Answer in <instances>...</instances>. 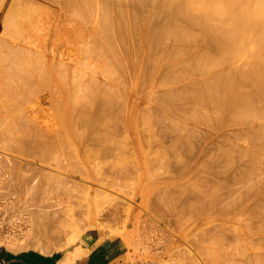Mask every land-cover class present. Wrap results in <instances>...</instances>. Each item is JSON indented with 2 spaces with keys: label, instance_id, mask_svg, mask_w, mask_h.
<instances>
[{
  "label": "bare ground",
  "instance_id": "bare-ground-1",
  "mask_svg": "<svg viewBox=\"0 0 264 264\" xmlns=\"http://www.w3.org/2000/svg\"><path fill=\"white\" fill-rule=\"evenodd\" d=\"M5 1H2V3H1V5H0V10H1V8H2V6H3V3H4ZM9 5H8V7L10 6V0H9ZM12 5V4H11ZM108 11L106 12V14L104 15V22H105V25H104V22H103V37H106L107 38V40L108 41H110V44H109V42L104 38L103 40H102V46H103V41H107V44L106 43H104V51H102L101 50V48H99V46H98V44H97V40H96V43L93 45L94 47L96 46V44H97V46H96V49L98 50L99 49V51H97L96 52V54H97V57L95 56V52L93 51L94 49H89V51H88V49H84V48H90V47H92V45H84V43H83V41H86V39H84V38H80L82 35V37H84V34L83 33H81L80 34V32H79V34H80V36H79V34L78 33H76L79 37L77 38L76 36V34H74V35H76L75 37L78 39H76L77 41H74V40H71V38H69V36L71 35L70 33H68V32H65V31H61V29L59 30V28H40L39 26H40V24L38 23V22H36V23H34V25L32 26V22H31V26H27V25H25V21L26 20H24L26 17H23V18H21V16H20V18L21 19H17V18H15L14 17V14L17 12L16 10H15V12H14V10H8L7 11V9H6V11H7V13L5 14H3V15H1V18H0V23H1V26L4 28V30H5V28H6V30L8 29V30H10V31H12V34L14 33V35L16 36V35H18V38H21L22 37V40H20V42L19 41H16V44H12V45H10L9 44V46H10V48H9V46H8V44H5V42L4 43H1V48L0 49H2L3 47H5V48H7V46H8V48H7V51L5 50H2L3 52H1V50H0V127H2V128H0L1 130H0V142H1V140H4V142L2 143L3 145L4 144H8L9 146L7 147V145L5 146L4 145V147H2L3 145H1V147L3 148V149H6L7 151H8V149L10 150L11 148V150L14 152V151H16V149L18 150V152H23V156L24 155H28L29 153H31V154H38V156L41 154L40 152L42 151H44V152H46L47 154H49V153H56V149H59L57 146H59L61 149H59V150H57V154H52V155H55V156H59L60 155V153H62V155H60V159H61V157L63 156V155H66V156H71V157H73V155H75L76 153H75V151L77 152V154L74 156V157H76L77 155V159H71L70 158V156H69V159H71V161H69V159H67L66 161H68V162H70V164L72 163L73 164V162H74V164L75 163H77V164H79V163H81V165H82V162L84 163L83 164V166L85 165V167L84 168H81V167H83V166H81V165H77V164H75V166H74V164L72 165V166H74L72 169H73V172H74V170L75 171H77V172H79V175H80V173H82L84 176L86 175V174H88L87 176H90L91 178H93V182H94V179H95V175H96V173H95V175H94V173H92V171H97V172H100V175H99V173H97V177H98V175L99 176H101V174L102 173H104L105 174V171H107V170H104V171H102L101 172V170H103V169H105L106 167H107V165H105V164H103L102 166H104V167H102V166H100L102 163H104V161L105 160H108L107 158L104 160V157H110L109 155H112L111 157H110V159L112 160H110L109 159V161H106V162H112L111 164H112V166H113V168H112V170H114L115 171V173H118L119 174V171H123V169H127L128 170V167H129V165H132V164H129L128 163V156H131V158L129 157V161H130V163H133V162H135V160H138V158L140 157V155L139 156H136V158L134 159L133 158V155H135V149L133 150L132 148V145H128L129 143L128 142H131L132 141V139H130V137H128V139H130L131 141H128V139H127V145L128 146H131L132 148V150L129 148V147H127V145L125 146L124 145V143H122L121 141H124L125 142V138L124 137H127V136H130V134L129 133H125L127 130H125V132L123 131L124 129H126V127L122 130L123 131V133H125L126 134V136L124 135V134H120L121 135V139H118V140H121V141H118V140H116L117 139V137H120V135H119V133H118V136L116 137L115 135H116V132L118 131L119 132V127L121 126L119 123H118V121L121 119V120H123V122H124V124H122L121 122V120H120V123L122 124V125H125L126 123V116L127 117H129L128 115H131L130 117H133V115H132V111L134 110V108L133 107H136V106H138V107H140L139 105L141 104L142 106L144 105L143 103H146V102H148V99H149V96H150V98L152 99L153 97H152V95H149V96H147V93H150V94H152L153 92H156L157 94H158V96L160 95V94H162L161 95V99H160V101H156V103H157V105L159 104V107L157 106L156 108H158V110H159V108H161V105L163 104V105H169V100L167 99V101H168V103H166V101L163 103H161V101H162V96H164V97H167V95L168 94H170L168 97H169V99L171 100V97L173 98L172 100H173V102H176L175 104L172 102V101H170V102H172L173 104H174V107L176 106V107H178L179 106V102H177V100H182V101H184V100H186L185 101V103H184V105L186 106V111L184 110V112H182L180 109H182V107L181 108H176L175 107V109H174V107H173V105L172 104H170V106H168L169 108H171L172 109V107H173V109L175 110V111H172V110H170V111H172V112H170V113H174V112H176L177 110H179V115L180 116H178V113H175V115H173V117H176V116H178V117H176L174 120L171 118V116H169L168 117V115L169 114H167L166 113V111H165V109H167L168 107H162L163 109H164V111H162L161 109L158 111V112H160L161 113V111L163 112V113H161V116L159 117L160 119H157V118H155V115L154 116H152L154 113H153V111L150 113L148 110H146V111H148L149 113H150V115L152 116V117H154L155 118V120L157 119V120H160L161 121V124L163 123V121H165L166 122V120L167 121H170L171 119L173 120H171L169 123H172L171 124V126L169 125V123L167 122L166 123V125H165V123L163 124V125H165L166 127H165V129H166V136L169 138V140H168V138H167V140H168V142L170 141V145H167V148H168V146L170 147H172V143H174V144H179V145H177V146H179V149L181 150L182 149V144H186L187 142L190 144V142H192V140L191 139H194V141L191 143V145L193 144V143H195V145L193 144V146H191L192 148H193V150L195 151V147H196V142H195V134H194V132H192V131H190V129L189 128H191V129H193V131L195 130V128H197L196 127V124L194 125L193 123H200L201 121L200 120H202L203 121V119L204 118H206V121L204 122V123H208V121H210L211 119H209V116L207 115V112H208V114L210 115V113H211V111H210V108H211V110H214V111H218V112H213V114L215 115V114H217V113H220V112H222V113H220L221 114V116L222 115H225L227 112H228V114H235V115H237V114H239V113H241V114H239V115H241L242 116V118H245L244 116H247V118H249L250 116H251V122L252 121H254L253 119H254V117L256 116V119H255V121L258 119V121H254L255 122V126H254V124H252V126H254V128L256 127L257 129H253V130H256V135H254V134H252V133H254L253 131L251 132V131H249V132H251L250 134L249 133H247L248 131V129L247 128H243V129H246V130H243V131H245V132H243V133H245V134H248V136H245V137H247L248 138V140H249V136L252 134L253 135V138H254V136H257L256 138H254V139H258L259 138V140L261 141V146H263L264 145V0H108ZM130 5H131V8H132V11L130 12V10H128L129 9V7H130ZM15 6V5H14ZM13 6V7H14ZM134 6H137V7H140V8H143V10H145V11H143V10H141V9H139V11L141 10L142 11V13H141V11L140 12H138L135 16L133 15V14H135L136 13V11H137V7H135V9H136V11L133 9V7ZM16 7V9H17V7L18 6H15ZM130 8V9H131ZM17 10H19V9H17ZM134 11V12H133ZM146 11H148V13H147V15L148 16H150L151 17V20H150V17H149V19L147 20V23H148V21L150 22L149 23V25L151 24V27L155 24V27L153 26L150 30H149V33H147V31H146V34L147 35H145L144 33H142V35L144 34L145 36H143V39L141 40V42L139 43L138 42V39H139V34H137L136 32H140V28H139V30H137L136 28H133V26H135V27H140V26H138L139 25V23H141L140 21H142V14H143V12L145 13ZM19 12V11H18ZM20 13V12H19ZM141 13V14H140ZM17 15H18V13H17ZM20 15V14H19ZM40 15V14H39ZM137 15H140L141 17V19H140V21H139V16H137ZM147 15H145V17L147 18ZM42 16V15H41ZM132 16L134 17V18H132ZM138 17V18H136L135 19V17ZM19 17V16H18ZM144 17V18H145ZM41 18V17H40ZM153 18H155V19H153ZM29 19V18H28ZM27 19V20H28ZM137 20V24H136V21L134 22L133 20ZM163 19H164V21H163ZM30 20V19H29ZM131 20V21H130ZM154 20H156V21H154ZM34 21V20H33ZM71 21V20H70ZM74 21V20H73ZM131 22V24H133L132 26H130L129 25V23L128 22ZM153 21H154V23H153ZM162 22V24H161V22ZM20 22V23H19ZM29 22V21H28ZM144 23H146L145 22V20L143 21ZM142 22V23H143ZM165 24H164V23ZM76 23V22H75ZM143 23V24H144ZM157 23V24H156ZM29 24V23H28ZM126 24H128L130 27H132V29H135L136 31L134 32L133 30H131L132 31V33L134 32L136 35H134V36H137V37H135L134 38V40H136V38H137V42H138V44H136L138 47H137V50H139V52H137L138 54H136V57H137V59L135 60V64H131L130 63V60H132V55L130 56L131 57V59L129 60V58H127L128 57V54L130 53V54H132V52L131 51H134L133 53H135V50H136V48H134L135 50H133V49H131L130 48V46L133 48V46L130 44V42H129V44H126L127 42H128V40H127V38H129V33H131V31H130V27L128 28L127 26H126ZM142 24V26H144V27H146L145 25H143ZM163 24H164V26H163ZM82 25V24H81ZM137 25V26H136ZM141 25V24H140ZM161 25V26H160ZM8 26V27H7ZM123 26L125 27L124 28V30H123ZM147 27H148V24H147ZM62 28H64V27H62ZM126 28H128L127 30H128V34H127V32H125V30H126ZM2 29V28H1ZM142 29V28H141ZM6 30H5V32H6ZM144 30H146V28L144 29ZM148 30V29H147ZM1 31V30H0ZM3 32V31H2ZM7 32H9V31H7ZM141 32H142V30H141ZM140 32V33H141ZM144 32V31H143ZM1 33V32H0ZM11 33V32H10ZM66 33H68L69 35H66ZM72 33V32H71ZM58 34V35H57ZM199 34H200V38H201V35H202V37L204 38L202 41L203 42H201V43H205V44H203L204 46H205V48H201L202 46H201V43L199 42L198 43V46H201L200 48L198 47V49H201V50H197V47H196V51H195V46L194 45H196V43L197 42H195L196 40H197V36H199ZM2 35V34H1ZM5 35V34H4ZM13 35V37H15ZM131 35V34H130ZM21 36V37H20ZM38 36L41 38V39H44L45 40V44L43 43H41V42H39L41 39H39L38 40ZM141 36V35H140ZM10 37H12L11 35H10ZM17 37V36H16ZM72 37V36H71ZM125 37H127V38H125ZM132 37V36H131ZM130 37V40L129 41H131V40H133L132 38ZM169 37H171V39L169 38ZM2 38V37H1ZM18 38L17 39H15V40H18ZM199 38V37H198ZM3 39V38H2ZM4 39L5 40H7L5 37H4ZM12 39V38H11ZM38 41H37V40ZM54 39V40H53ZM95 39V38H94ZM93 39V40H94ZM97 39V38H96ZM164 39V40H163ZM165 39H169L170 41H168L167 43H172V47H168V46H170V44H168V45H165V44H163V42L165 43L166 41H165ZM196 39V40H195ZM202 39V38H201ZM49 40H51V41H49ZM126 40V41H125ZM193 40H195L194 42H193ZM0 41H1V39H0ZM10 41H12V40H10ZM14 41V40H13ZM48 41V42H47ZM53 41H54V43H53ZM114 41V42H113ZM177 42V43H179V42H189V41H191L192 43H193V47H191L190 45V47H188V49H191V50H194L195 52L194 53H192V51H191V53L189 52V55L187 54V57H186V55L184 56V58H189L188 60H186V59H184L183 58V60H182V58H180L182 61H181V63H184L185 64V66H187L188 68H186L185 69V67L183 66V65H181L180 64V61H178L179 59V57L182 55V53H183V51L185 50V53H186V51L188 50H186V48H185V46H181V45H179L178 44V46H176V47H178V49L176 48V49H174L173 48V45L175 44V42ZM204 41H206V42H204ZM7 42V41H6ZM17 42H18V44H17ZM39 42V43H38ZM90 42V41H89ZM99 42V41H98ZM101 42V41H100ZM135 42V41H134ZM137 42H135V43H137ZM173 42H174V44H173ZM14 43V42H13ZM84 45L83 47L81 46L82 44ZM86 43L88 44V41H86ZM112 43V44H111ZM166 43V44H167ZM176 43V44H177ZM4 44L6 45V46H4ZM79 44H81V45H79ZM107 46H106V45ZM126 44V45H125ZM207 44H208V46H207ZM130 45V46H129ZM163 45H165V46H167L168 47V49H170V50H172V49H174L172 52H171V55L172 54H175V53H177V55H179V52H181L180 53V55L179 56H177L176 54L174 55L175 56V58H177L178 60H177V62L176 63H178L179 62V64L178 65H181V66H183L182 68H179V66H177V68H179V69H182V70H184V72L185 71H189L190 72V74L188 73V76L187 77H190V78H188L189 79V82L187 83V81H186V84H183V85H185V86H183V85H181L182 87H180V85H178L177 86V88L178 87H180L181 89L183 88L184 90V92L182 91V90H180L179 92H178V89L176 90L177 92L175 93V89L173 90V89H171L173 92H171L172 94L173 93H175V94H173L174 96H177V94H179L180 96L182 95V98H180V96H179V98H174L173 97V95L171 94V93H169L171 90H169L168 88H169V86H167V90L168 91H165V92H167L168 94H166L163 90H160L162 93H159L158 91H159V88L155 91H153V89L155 88V86L157 85V86H159L158 84H159V82L160 81H163V80H161V78H163L164 80H165V77H162L161 75L165 72V70L168 72H171L172 73V71L174 70V69H176L175 70V72H177V73H175V72H173V73H175V75L174 76H176L177 78H178V76H180L181 77V79L180 80H177V78L175 77L174 79H172V80H168V79H171V77L173 78V73H172V75L169 73H167L166 72V74L168 75L167 76V81L165 80V84H167V83H169V81H170V83H171V81H172V83H173V81L176 83V82H178V81H181V80H186V74L187 73H184L183 71H182V74H180L179 73V70H177V68H175L176 66V64L174 63L173 64V62L171 63V62H169V63H171L172 65H174L175 67H172V66H163L162 64L163 63H159V61H160V58H162V62H164L163 60H165V58H167L166 60L168 61V59L170 58V60H171V55H170V50H169V52H168V50H165L164 49V51H163V48H167V47H163ZM184 45H186V44H184ZM3 46V47H2ZM84 49V50H82V48ZM90 46V47H89ZM187 46H188V44H187ZM186 46V47H187ZM197 46V45H196ZM105 47H107L108 49H106ZM136 47V46H135ZM174 47H175V45H174ZM4 48V49H5ZM79 48H81V49H79ZM128 48H129V51H128ZM194 48V49H193ZM131 49V50H130ZM80 50V54L81 55H83V53H82V51L83 52H86L84 55L86 56L85 58L87 59V55L89 54L90 55V53H91V56L93 57V58H95V59H97V60H94L95 62L94 63H92V61L91 62H88V61H90V60H86V59H84V56H80L79 55V51ZM91 50V51H90ZM102 52H101V51ZM106 50V51H105ZM165 51H167V52H165ZM190 51V50H189ZM199 51V52H198ZM88 52V53H87ZM93 52H94V54H93ZM163 52H165L164 54H163ZM175 52V53H174ZM168 55H167V54ZM75 54V55H74ZM129 54V55H130ZM165 54L167 55V57L165 56ZM184 54V53H183ZM133 55H135V54H133ZM80 56V57H79ZM91 56H88V57H91ZM163 56V57H162ZM165 56V57H164ZM168 56H170L169 58H168ZM3 57V58H2ZM100 57H102V58H100ZM134 57L135 56H133V60H134ZM135 57V58H136ZM182 57V56H181ZM81 58V59H80ZM102 59L101 61L103 62V63H101V61H100V59ZM174 58V57H173ZM86 60V61H84L83 63H82V61L83 60ZM92 59V58H91ZM82 60V61H81ZM132 60V61H133ZM165 60V62L166 63H164V64H166L167 65V61ZM174 59H172V61H173ZM176 60V59H175ZM186 60V61H185ZM137 61V62H136ZM129 62V63H128ZM134 62V61H133ZM161 62V61H160ZM186 62V63H185ZM159 63V64H158ZM168 63V64H169ZM101 64H102V66L104 67H102L101 66ZM157 65H160V67H159V69L163 66L164 68H161V72L160 71H158V72H160V74H158V72H157ZM180 66V67H181ZM168 67H170V68H168ZM171 68H173L172 69V71H171ZM184 68V69H183ZM189 68H192V69H194L193 71H192V69H189ZM158 69V70H159ZM164 69V70H163ZM169 69V70H168ZM163 70V71H162ZM202 70V71H201ZM104 71H106V72H104ZM192 71V72H191ZM199 71V72H198ZM200 71H201V73L204 75V76H202L201 74H200ZM104 72V73H103ZM194 72H198L199 74H200V76H199V74H197V73H194ZM183 73L185 74L184 76H185V78L183 79V77H182V75H183ZM191 73H192V75L193 74H197L198 76H199V79L197 78V76H196V78H197V81L195 80V82H194V80L193 79H191V78H194V77H192V76H189V75H191ZM157 74V75H156ZM165 74V73H164ZM159 75V76H158ZM171 75V76H170ZM157 76V77H156ZM166 76V75H165ZM160 77V78H159ZM170 77V78H169ZM201 77H203V78H201ZM177 81H176V80ZM190 79L191 80H193L192 81V83H191V81H190ZM163 83V82H162ZM169 83V84H170ZM171 83V84H172ZM174 83V84H175ZM185 83V82H184ZM194 83H195V85H194ZM164 84V83H163ZM176 84H178V83H176ZM188 84V85H187ZM189 84H192L193 86H191V89H193L194 88V90L191 92L190 91V93H189V91H187V90H185V88H189L188 86H189ZM162 85V84H161ZM186 85H187V87H186ZM195 86V87H194ZM122 87H124L125 88V90L128 88V89H130V93L132 92V91H136V92H139V94H143L144 93V95L142 96V97H139V95L137 96V97H139V99L140 98H142V99H140L139 101H137L138 100V98H136V97H134V96H132L131 94H129L130 96H131V98H136L135 100H133V99H131V98H129V99H131L132 100V103L131 104H129L130 103V101L128 102V103H126V99L125 98H127V97H125V98H123L124 96H125V94H122L123 93V91H121L123 88ZM173 87V86H172ZM193 87V88H192ZM150 88V90L152 89V91L151 92H149L150 90H148ZM165 88V87H164ZM170 88H171V85H170ZM156 89V88H155ZM162 89V88H161ZM41 90V91H40ZM124 90V91H125ZM148 90V91H147ZM34 91L36 92V91H40L39 93V96H38V94H37V97H32V96H30V94L31 95H33V94H35L34 93ZM119 91H121L122 93H120V94H122V95H120L119 93H117V92H119ZM127 91V90H126ZM126 91L124 92V93H126ZM181 91H182V94H180L181 93ZM31 92H33V94L31 93ZM38 92H36V93H38ZM127 92H129V91H127ZM146 93V94H145ZM163 93H165L166 94V96H165V94H163ZM27 94H29V95H27ZM86 94H88V95H86ZM118 94L120 95V97L118 96ZM137 93H134V95H136ZM156 94V95H157ZM185 94V95H184ZM84 95L85 96H88V100H87V97H85L84 98ZM93 96V97H95V100H93L94 98H92V101H94L93 102V104L95 105V103H96V106L97 107H95L93 104H92V101L91 100H89L90 98H91V96ZM155 95V93L153 94V96ZM188 95V97H183V96H187ZM27 96V97H26ZM29 96L30 97H32V98H29ZM171 96V97H170ZM24 97H26L27 99H35V98H37V99H35V102L36 103H32V102H27L28 100L26 99V98H24ZM160 97V96H159ZM22 98H24V99H22ZM81 98H84V99H86V100H82ZM120 98L122 99V100H124L125 101V103L123 102V101H121L120 100ZM155 98H156V100L158 99L156 96H155ZM155 98H153V99H155ZM190 99V100H188V99ZM25 99H26V101H25ZM151 99H149V102H154V101H150ZM152 99V100H153ZM158 99V100H159ZM174 99H175V101H174ZM187 100L189 101V104H190V106H191V104H195L196 103V107H194L195 105H193V106H191V107H189V108H193L194 107V111H193V113H192V109H189V108H187L188 107V104H186V103H188L187 102ZM22 101H25L26 103H24L25 105L27 104V103H29V104H34L31 108H27L28 107V105H26L25 106V108H23L22 106H24L23 104H21L22 103ZM83 101V102H82ZM89 101V102H88ZM127 101H128V98H127ZM181 101V102H182ZM90 102H91V104H90ZM159 102V103H158ZM191 102V103H190ZM194 102V103H193ZM124 103V104H123ZM155 103V102H154ZM161 103V104H160ZM183 103V102H182ZM182 103H180L181 105H182ZM197 103H199V104H197ZM88 104V105H87ZM127 104H129V106L128 107H130L129 108V111H130V113H129V111L126 109L127 108ZM151 104V103H150ZM203 104V105H202ZM79 105V106H78ZM85 105H86V107H85ZM133 106V107H131V106ZM134 105H136V106H134ZM153 106H154V104H152ZM156 105V104H155ZM178 105V106H177ZM184 105H182L183 107H184ZM197 105H199V107L197 106ZM207 105V107H208V109L207 110H205V109H203V108H200V106L202 107H204V106H206ZM74 106H76V107H74ZM80 107L79 109H78V107ZM90 106V107H89ZM124 106H126V107H124ZM149 105H147V108H149L148 107ZM153 106H151V107H153ZM92 107H94V108H92ZM144 107V106H143ZM151 107H150V109H151ZM199 109H198V108ZM206 107V108H207ZM128 111L127 112V115H126V110ZM137 108V107H136ZM169 108H168V110H169ZM205 108V107H204ZM213 108V109H212ZM125 110V112H124V110ZM144 109V108H143ZM145 109H146V107H145ZM154 109H155V107H154ZM184 109H185V107H184ZM187 109H188V113L191 111V113H189V114H193L194 116H192L191 115V118H193V119H191L192 120V124L193 125H191L192 127H190L188 124L189 123H191V122H187V121H189V120H187V119H190V118H188V117H185V115H184V113L186 114L187 113ZM201 109H203L204 111H202ZM123 110V112L121 113V111ZM136 110V109H135ZM134 110V111H135ZM139 110V109H138ZM140 110H142V109H140ZM152 110V109H151ZM150 110V111H151ZM156 110V109H155ZM183 110V109H182ZM190 110V111H189ZM143 111V110H142ZM207 111V112H206ZM209 111H210V113H209ZM75 112H77V114L75 113ZM136 112V111H135ZM135 112H133V113H135ZM139 113H140V111H138ZM154 112H156V111H154ZM165 112V113H164ZM178 112V111H177ZM203 112H205V114L203 113ZM225 112V114H223ZM76 115H78L79 113H81V114H79V116L77 117H75L74 115L75 114ZM116 113H118V115H121V118L120 117H118L117 115H115V116H113L114 114H116ZM120 113V114H119ZM129 113V114H128ZM145 114H146V112H144ZM148 113V114H149ZM153 113V114H152ZM183 113V114H182ZM187 113V114H188ZM74 114V115H73ZM123 114H125V116H122ZM143 114V113H142ZM156 114H157V112H156ZM163 114H165V116L163 115ZM177 114V115H176ZM186 114V115H187ZM212 114V113H211ZM242 114H252V115H242ZM149 115V116H150ZM171 115V114H170ZM181 115H184V116H182L185 120L184 121H186V122H184V121H180L181 122V124H177V123H175V122H178L182 117H181ZM231 115L230 116H228V118L230 117L231 118ZM253 115H255L254 117H253ZM74 116V117H73ZM112 116L113 117H118L117 119H119V120H117V121H114V119L115 118H112ZM145 115L143 114V117H144ZM168 118H167V117ZM189 116V115H188ZM219 116V114H217V117H216V115L215 116H213V115H211V117H212V122H211V124L215 127L216 126V124L217 123H214V120H213V118L215 117V118H218L219 120L221 119L222 120V117L224 118V116H222L221 118H219L218 117ZM226 116H227V114H226ZM225 116V117H226ZM240 116V117H241ZM125 118V121H124V118ZM142 117V118H143ZM157 117V116H156ZM165 117V118H164ZM181 117V118H180ZM195 117H196V119H198L199 117H203L202 119H198L199 121H195V122H193V120H195ZM198 117V118H197ZM207 117H208V119H207ZM233 117V116H232ZM239 117V118H240ZM252 117H253V119H252ZM73 118H74V120H73ZM76 118H79L81 121L78 123V120H76ZM123 118V119H122ZM134 118V117H133ZM146 118V117H145ZM149 118V117H148ZM153 118V119H154ZM167 118V119H166ZM177 118H179V120L177 119ZM242 118H240L239 120H245L246 121V118L245 119H242ZM128 119V118H127ZM130 119V118H129ZM135 119V118H134ZM144 119V118H143ZM142 119V120H143ZM152 119V118H151ZM170 119V120H169ZM176 119L178 120V121H176ZM218 119H216V120H218ZM232 119H234V120H238V117H236V119L235 118H232ZM231 119V120H232ZM250 119H249V122H250ZM73 120V121H72ZM114 121V123H113V121ZM116 120V119H115ZM190 120V121H191ZM208 120V121H207ZM224 120H225V118H224ZM223 120V121H224ZM231 120L229 119V120H227L226 121V123L227 124H229V123H232L231 122ZM237 120H236V123H237ZM238 120V121H239ZM77 121V122H76ZM129 121V120H128ZM127 121V124L130 122H128ZM131 121H133V122H135V120H131ZM159 121V122H160ZM175 121V122H174ZM247 121H248V119H247ZM56 122L59 124L58 126L56 125ZM115 122L118 124H115ZM133 122H132V124H133ZM158 122V121H157ZM229 122V123H228ZM240 122V121H239ZM238 122V123H239ZM248 122V123H249ZM55 123V124H54ZM75 123H77L76 125H75ZM131 123V122H130ZM129 123V124H130ZM174 123V124H173ZM179 123V122H178ZM187 124L186 126L187 127H189V128H187L186 126H185V124ZM222 122L220 121V124H221ZM224 123V122H223ZM225 123V124H226ZM233 123H235V121H233ZM240 123H242V122H240ZM244 123V122H243ZM81 126V124H82V126L83 127H85V129H84V131H82L83 129H82V126H81V131H82V134H80L79 133V131H80V127H79V125ZM117 126H115V125ZM126 124V125H127ZM132 124H131V126H132ZM160 124V125H161ZM168 124V125H167ZM176 124H177V126H176ZM209 124V123H208ZM215 124V125H214ZM220 124L218 123L217 124V126L219 125L220 126ZM245 124V123H244ZM250 124V123H249ZM56 125V126H55ZM77 125H78V128H77ZM210 125V124H209ZM230 125V124H229ZM248 125V124H247ZM4 126V127H3ZM116 127V130H115V127ZM119 126V127H118ZM130 126V127H131ZM193 126H195V128L193 127ZM244 126H246V124L244 125ZM251 129L253 128V127H251V125H248ZM114 127V128H113ZM160 127H163L162 125L160 126ZM186 127V128H185ZM247 127V126H246ZM76 128L79 130H76ZM133 128V127H132ZM242 128V127H241ZM115 130V132H114V130ZM162 129V128H161ZM165 129H163L164 130V133H165ZM187 129H189V131H187ZM163 130H161L162 132H163ZM197 130V129H196ZM199 130V129H198ZM197 130V137L196 138H198L200 135V133H202V131L199 133V131ZM239 130V129H238ZM77 131H78V133H77ZM122 131H120V132H122ZM242 131V130H241ZM161 132V133H162ZM190 132H192V134H194V137L192 136V134L190 133ZM196 132V131H195ZM226 132V131H225ZM240 132V131H239ZM115 133V134H114ZM242 133V134H243ZM163 134V133H162ZM191 134V139L190 138H188L189 137V135ZM224 134V133H223ZM223 134H221V135H223ZM228 134V133H227ZM202 135V134H201ZM225 135H226V133H225ZM252 135H251V137H252ZM64 136H66L65 137V139L67 140H63L64 139ZM70 136V137H69ZM71 136H73L74 138H77V140H78V138H80V140L78 141L79 143H80V146H79V149H77L76 150V148H78V146L75 148V150H73V148L70 150V144H68V140H69V138H71ZM163 136H164V134H163ZM162 136V137H163ZM229 136V135H228ZM228 136H227V138H228ZM8 138V141L9 142H7V138ZM69 137V138H68ZM171 137V138H170ZM219 137V136H218ZM222 137H224V136H222ZM222 137H220L221 139L220 140H222V141H224L225 139H223ZM226 137V136H225ZM250 137V138H251ZM122 138H123V140H122ZM246 138V139H247ZM251 139V140H254V139ZM160 139V138H159ZM158 139V140H159ZM163 139V138H162ZM188 139H190V142H189V140ZM13 141V140H15V141H20V142H22V149H24V151L21 149V147L19 148V146H17L18 148H16L15 147V145H12L14 142H11V141ZM171 140H173L174 142H171ZM215 140H217L218 141V138L217 139H215ZM218 141L217 143L216 142H214L213 143V145L212 146H210V147H214V144H215V147H216V144L217 145H219V142L220 143H222V146L221 147H218L217 146V152H218V150L220 149L221 150V152H218V154H217V152H215V151H213L212 149H210L208 146V148L207 149H209L210 151H212V152H210V153H208L209 151H207V153H208V155H211L212 153V155L214 156L215 155V153H216V155H221V153L223 154V156L221 155V157H219V158H221V159H226V161L228 160V164H231L232 163V161L234 160H236L237 161V159L238 158H240V157H238L237 159H235L238 155H234V157L232 158V156H233V154H234V152L236 151V150H238V145L239 144H237V143H235L234 142V145H236V146H234L235 148H236V150H233L232 151V149H235L234 147H232L233 145H230L232 142L231 141H229V140H225V141H229V145L228 144H226V142H221V141ZM256 140H254L255 142H256ZM5 141H6V143H5ZM66 141V142H65ZM144 141V140H143ZM11 142V143H10ZM19 142V143H20ZM121 142V143H120ZM125 142V143H126ZM160 142V141H159ZM186 142V143H185ZM253 142V141H252ZM254 142V144L255 145H257L258 143H259V150H260V142L258 141L257 143H255ZM103 143H106V145L108 144V146L106 147V146H102L101 145V147L99 148V150H98V147L100 146V145H98V144H103ZM166 143V142H165ZM10 144H11V146H10ZM23 144H25L26 146H27V151H25V146L23 145ZM64 144H67V146L69 147V151H72V152H68V148H67V146L66 147H64L65 145ZM123 146H121V145ZM131 144V143H130ZM132 144H133V142H132ZM201 144V143H200ZM200 144H199V146L198 147H200ZM224 144H226V145H224ZM233 144V143H232ZM19 145V144H18ZM95 145H97V149L96 150H98V151H95V149H94V147H95ZM103 145H105V144H103ZM186 145H188V144H186ZM253 145V144H252ZM254 145V146H255ZM20 146H21V144H20ZM92 146H94L93 148H92ZM175 146V145H174ZM195 146V147H194ZM241 146V145H240ZM258 146V145H257ZM10 147V148H9ZM24 147V148H23ZM109 147V148H108ZM121 147V148H120ZM143 147H144V144H143ZM169 148L170 150L173 148L174 149V147H172V148ZM187 146H185V150L186 149H188V148H190V146H188L187 148H186ZM202 147V146H201ZM248 147V146H247ZM246 147V149H245V147L243 146V148H240L239 147V153H241L242 155L241 156H244V159H245V157L247 156L245 153V150H247L248 148ZM253 146H251V148H252ZM256 147V146H255ZM15 150H14V149ZM105 148V153H102V152H104L103 150H101V154H96V155H94V152H96V153H98L99 151H100V149H104ZM122 148H123V150H122ZM124 148H128L129 150H130V152H132L133 151V155L131 154H128V152H129V150H126V151H124ZM135 148V147H134ZM158 148V147H157ZM161 148V147H160ZM162 148H163V146H162ZM165 148V147H164ZM184 148V147H183ZM192 148H190V150H187V152L186 151H184V150H182V151H184V152H186L185 154H188V155H193L195 152H193L192 151ZM263 148H264V146H263ZM21 149V150H20ZM65 149L67 150V152L69 153H66L65 154ZM93 149H94V152H93ZM107 149H108V151H107ZM119 149H121L122 150V152L123 153H121V150H119ZM166 149V148H165ZM178 149V148H177ZM176 149V146H175V150H173V152L172 153H174L175 154V158L176 157H184V156H182V154H178V152H180L181 153V151H179V149L177 150ZM199 149V148H198ZM202 149V148H201ZM204 149V148H203ZM202 149V150H203ZM206 149V146H205V151L207 150ZM240 149H242V151L240 150ZM243 149H245L244 151H243ZM250 149V148H249ZM249 149H248V151H249ZM41 150V151H40ZM60 150H61V152H60ZM78 150H79V152H80V154H78ZM91 150H92V152H91ZM164 150V149H163ZM167 150V149H166ZM219 150V151H220ZM254 149H250V151L252 152V153H254V151H256V150H254ZM263 149H261V151H262ZM65 151V152H64ZM73 151H74V153L75 154H73ZM120 151V154H126V156H124V155H118V152ZM147 151V150H146ZM172 151V150H171ZM175 151V152H174ZM178 151V152H177ZM188 151H189V153H188ZM232 151V152H231ZM241 151V152H240ZM258 151V150H257ZM6 152V151H5ZM9 152V151H8ZM17 152V151H16ZM24 152H26V153H24ZM27 152H29V153H27ZM49 152V153H48ZM58 152H60V153H58ZM107 152V153H106ZM156 152V150L154 151V153ZM183 152V153H184ZM242 152H245L244 153V155H243V153ZM1 153V152H0ZM4 153V151L1 153V154H3ZM64 153V154H63ZM171 153V154H172ZM198 153V152H197ZM207 153H205V156L207 155ZM231 153H233L232 155H231ZM238 153V152H237ZM248 153V152H247ZM256 153L257 152H255V154L254 155H256ZM7 155L8 154V156L9 155H11V154H13V153H11V154H9V153H4L3 155ZM17 154H19V153H17ZM16 154V155H17ZM31 154H29V155H31ZM43 154V153H42ZM73 154V155H72ZM92 154V156L94 157V158H96L97 157V155H100V156H102L101 157V159L103 158V160H99L100 158V156L99 157H97L98 158V160L97 161H95L94 163H95V165L94 166H91V164H90V160L92 161V159H94L93 157H91L90 155ZM104 156H103V155ZM113 154H114V157H113ZM119 157H121V159L120 158H118V156ZM128 154V155H127ZM174 154H172L173 155V157L172 158H174ZM176 154H178V156H176ZM249 154V153H248ZM251 154V153H250ZM264 154V153H263ZM5 155V156H6ZM21 155H22V153L21 154H19V155H17V156H19V157H21ZM27 155H26V157H27ZM28 155V156H29ZM34 155H31V156H34ZM46 154H44V155H42V156H37L38 157V159H40V157L41 158H43L44 159V156H45ZM80 155V156H79ZM115 155L117 156V158L115 157ZM147 155V154H146ZM159 155H161V154H159ZM159 155H158V157H155V156H153V154H151L150 156H153V157H155V158H158V159H154L155 160V163H156V160H157V164H160V162H161V164H160V166L162 165V163H163V165H164V162H167L168 161V159H166L165 157H164V155H163V160H167V161H161V159L162 158H160L159 157ZM162 155H161V157H162ZM171 155V156H172ZM207 155V157H205V158H210V156H208ZM212 155H211V157H212ZM246 155V156H245ZM4 156V157H5ZM16 156V157H17ZM22 156V157H23ZM51 156V155H50ZM124 156V157H123ZM142 156V155H141ZM166 156V155H165ZM170 156V157H171ZM194 156H195V154H194ZM193 156V157H194ZM240 156V155H239ZM250 156V155H249ZM252 154H251V158H252ZM11 157H13V155L11 156ZM21 157V158H22ZM26 157H24L25 159H26ZM47 157H49L48 155H47ZM47 157H45V158H47ZM65 157V156H64ZM79 157V158H78ZM80 157L81 158H83L82 160H84V161H81L80 162ZM112 157H113V159H112ZM122 157L123 158H126L127 159V161H126V163H125V161H123V159H122ZM135 157V156H134ZM138 157V158H137ZM167 157H169L168 155H167ZM191 157V156H190ZM193 157H191L190 159H193ZM218 157V156H217ZM215 158L216 159V161H217V159L218 158ZM248 157V156H247ZM246 157V158H247ZM255 157H259V158H262V161H260V162H263V157H264V155L262 156L261 154H259L258 155V153H257V156H254L253 158H252V160H251V164H252V162L253 163H256V164H258V165H260V167H262V166H264V163H262L263 165L261 166V163L259 162L258 163V161L260 160L259 158H257V160H256V158ZM3 158V157H2ZM1 158V156H0V167L2 168V162H4L5 160H6V158L4 159H2ZM14 158V157H13ZM23 158V159H24ZM28 158V157H27ZM56 158V157H55ZM57 158H59V157H57ZM56 158V159H57ZM133 158V159H132ZM142 158H143V156H142ZM144 158H146V157H144ZM147 158H149V157H147ZM144 159L145 161H149V159ZM160 158V159H159ZM171 158V159H172ZM182 158H179V159H181V161L179 160V164H180V162H181V164H180V167H181V165H184V163L186 162V160H185V158H183V160H185V161H183L182 160ZM243 157H241L240 159H242ZM17 159H20V158H17ZM16 159V160H17ZM28 159H30V158H28ZM27 159V160H28ZM31 159H33V158H31ZM42 159V161H44ZM55 159V160H56ZM60 159H57V160H59L60 161ZM65 159H66V157H65ZM65 159H63L64 160V162H65ZM118 159V160H122V162H124V164L127 166H125V165H123V164H119V163H121L120 161H116V160ZM131 159V160H130ZM151 159H152V157H151ZM152 159V160H153ZM170 159V160H171ZM189 159V160H190ZM221 159H218L219 161L218 162H220V160ZM233 159V160H232ZM244 159H242V161L244 160ZM248 159H250V158H247V160ZM259 159V160H258ZM4 160V161H3ZM35 160V162H36V159H34ZM56 160V161H57ZM78 160V162H76ZM134 160V161H133ZM140 160V159H139ZM139 160H138V162H139ZM142 160V159H141ZM140 160V161H141ZM158 160H160V161H158ZM174 160V159H173ZM175 160H177V159H175ZM212 160V161H211ZM229 160H232V161H229ZM17 161H20V160H17ZM16 161V162H17ZM25 161V160H24ZM30 161V160H29ZM28 161V162H29ZM33 160H31L29 163H28V165H30V163L32 162ZM73 161V162H72ZM99 161V163H97ZM100 161H102V163L100 162ZM133 161V162H132ZM143 161V160H142ZM191 161V160H190ZM190 161H187L186 163H190ZM193 161H194V159H193ZM192 161V162H193ZM206 161V162H205ZM223 161V162H222ZM234 162V163H246L247 161L245 160V162L243 161H241L240 160V162ZM239 161V160H238ZM249 161V160H248ZM257 161V162H256ZM5 162H9V161H5ZM21 162V161H20ZM27 162V161H26ZM35 162H33V165L32 166H34L35 164ZM61 162L63 163V161L61 160L60 161V164H61ZM68 162H66V163H68ZM118 162V163H117ZM144 162V161H143ZM151 162H153V161H151ZM151 162H146L147 163V165H148V163H151ZM169 162V161H168ZM170 162H172V161H170ZM176 162V161H175ZM175 162H172V166H173V163L175 164ZM182 162H184V163H182ZM204 162H205V164L206 165H204ZM209 162V164L210 163H212V162H214V163H218V162H215V161H213V159H205L204 161H202V163H200V165H201V167L204 165V166H209V164H207ZM221 162H222V165H223V163L225 164H227V162H225L224 160H221ZM221 162L218 164L219 166H221ZM231 162V163H230ZM23 163V162H22ZM21 163V165H23ZM43 163V162H42ZM41 163V164H42ZM45 164H46V162H44ZM49 162H47V164H48ZM59 162H57V164L55 163V165H53V167L55 166V167H57V171L56 172H59V171H62V170H59L58 171V167H59V164H58ZM66 163L64 164L65 166H67V168H69V167H72V166H70V164H67L66 165ZM92 163V162H91ZM113 163H115V164H113ZM116 163H117V165H116ZM127 163L129 164V165H127ZM137 162H135V164H136ZM154 163V162H153ZM154 163V166H152V167H156L157 166V164H155ZM178 163H176V165H174V166H176L177 168H175L174 166H173V168L174 169H178L179 168V164ZM185 163V164H186ZM214 163H212L213 165H211V167L208 169V172H214L215 171V174H211V175H215V176H211V177H209V178H213V180L211 181V182H213V181H215L214 180V177H220L219 175V173L218 172H220L221 171V176H222V178L224 177V176H226V175H228L229 174V172H228V174H227V171H230L231 169H232V165H230L231 166V169H230V167L228 166L227 167V169H223V168H226V165H223V166H225V167H223L222 168V170H217L216 171V168H218L217 166L218 165H214ZM248 163V162H247ZM246 163V164H247ZM250 163V162H249ZM248 163V164H249ZM11 164H12V162H11ZM100 164V165H99ZM144 164V163H143ZM142 164V165H143ZM166 164V163H165ZM227 164V165H228ZM247 164V166L245 165V164H241V165H245V167L244 168H246V167H248V168H246V170H244L243 169V166H241V165H238L237 167H236V165L237 164H235V168H237L239 171H237V169H235V168H233V171H235V172H233L234 173V176H236L237 175V173L238 172H240L241 171V169H243L244 170V172L243 171H241L240 172V176H243L244 178H242V179H245V180H241V177L239 178V176H237V177H233L234 179L232 180V177L231 176H233L231 173V175H230V180H232L231 181V183H229L228 185H229V187H224L227 183L225 182V181H227L228 180V182H229V175L225 178L224 177V179H225V181H223V180H220L219 178H215L216 180H217V182L216 183H218L219 182V184L217 185V184H213V183H211V182H208V185H206V189L208 188L207 186H209L210 185V187L209 188H211V186H212V190L210 191V189L208 190V191H210L209 193H211L214 189L217 191L218 189H220L222 186L221 185H223V187L224 188H227V190H225V189H221V190H218L217 191V194L215 195V191H214V193L212 192L210 195H215L214 196V200H216L217 199V196L219 197L218 199H220V200H218L217 201V203H219L218 204V206L216 205V207L214 206L215 204H217V203H215V204H211V202H214L213 200H211L212 198L210 197V195H208V191L207 192H205L204 190H206V189H201V190H203L204 191V193H207V196H209V197H204V196H206V195H204L203 197L205 198H203L202 199V194H203V191H200L199 189H197L196 187H195V189H197V190H199L200 191V195H201V197L200 196H198L197 197V194H195L196 192H198L197 190H195L194 191V189L192 190L191 189V186H190V191H192V192H188V194L190 193V195H187V197H188V199L190 200H193L194 201V199H192V197L190 198V196H193L194 194H195V197H197V198H201L202 200L200 201V199H196L195 201L197 202V200H198V202L200 203H202L203 204V200H204V202H206L205 203V205L206 206H204L203 207V205L200 203L199 205L201 206V208L203 209V211L202 212H204L205 210H206V207L209 205V204H211V206L210 207H215V208H213L212 210H216V209H219V210H222V211H224V213H226L227 214V208L229 207V206H231V205H235V203H236V201L238 200V199H240V197H245L246 196V193H247V196L248 197H250V198H253V197H251L252 196V193H250V194H248V192L250 191L251 192V190L253 189L254 191H255V189L254 188H257L258 187V185L260 186V187H258V188H261V190H262V188L264 187L263 185V182H264V179H262L264 176L262 175L261 176V174L260 173H256V171L259 169V168H257V170H256V164H249L248 165ZM5 165V164H4ZM7 165V166H6ZM4 167L5 168H8V166L10 165V162H9V165L8 164H6ZM16 165V164H15ZM19 165H20V163H19ZM18 165V162H17V166H14V167H9L10 169H5V171L7 170V171H9V170H11V175L9 174V177H13L14 175H12V174H15V173H12L13 172V170L11 169V168H16V169H14V171L15 170H17V172H16V178H18L19 179V175L21 176V173L19 172L21 169H19V168H21L20 166ZM27 165V164H26ZM27 165V166H28ZM49 165V164H48ZM57 165V166H56ZM63 164H62V168L64 169V170H66L67 168H65V166H64ZM93 165V164H92ZM97 165H99V166H97ZM120 165H122V166H120ZM142 166V165H140V164H136V166ZM144 165H146V164H144ZM147 165L145 166V167H147ZM152 164H150V166H151ZM156 165V166H155ZM178 165V166H177ZM188 165H190V164H188ZM200 165H198V166H200ZM12 166V165H11ZM26 166V167H27ZM47 166V165H46ZM64 166V167H63ZM76 166H78V167H76ZM79 166H81L80 168H79ZM106 166V167H105ZM111 166V167H112ZM124 166V167H123ZM133 166V165H132ZM150 166H149V168H150ZM184 166H186V165H184ZM183 166V167H184ZM214 166H215V168H214ZM240 166V167H239ZM252 166H254V167H252ZM25 167V168H26ZM30 167V166H29ZM29 167H27L28 169H30ZM41 167V166H40ZM40 167H37L36 165H35V169H37V170H39V174H41V176H42V173L44 174V173H49V170L51 171H55L56 170V168H55V170L54 169H50V168H46L47 169V172H44V169H43V171H40L41 170V168ZM52 167V168H53ZM99 167V168H98ZM109 167V166H108ZM107 167V168H108ZM110 167V168H111ZM183 167H181V168H183ZM222 167V166H221ZM220 167V168H221ZM240 169H239V168ZM242 167V168H241ZM250 167H251V169L256 173V176L258 175V177H256L255 176V174L253 175L252 174V176H251V174H249V173H247V172H251V169H250ZM38 168H40V169H38ZM43 168V167H42ZM61 168V166L59 167V169ZM61 168V169H62ZM100 168H103V169H100ZM110 168H108V171H109V169ZM123 168V169H122ZM157 168V167H156ZM181 168H179L180 170H181ZM229 168V169H228ZM254 168H255V170H254ZM19 169V170H18ZM23 169H24V166H23ZM34 169V170H35ZM45 169V170H46ZM70 169V168H69ZM69 169H67V171L68 172H70L69 171ZM72 169H70L71 171H72ZM84 169V170H83ZM96 169V170H95ZM122 169V170H121ZM130 169V168H129ZM132 169H133V167H132ZM142 169L143 168H140V169H138L139 171L141 170L142 171ZM153 169V168H152ZM151 169V170H152ZM211 169L213 170V171H211ZM215 169V170H214ZM235 169V170H234ZM250 169V170H249ZM263 171H264V169L263 168H261ZM3 170V169H2ZM2 170H1V173H2ZM33 170V169H32ZM63 170V171H64ZM83 170V171H82ZM91 170V171H90ZM111 170V171H112ZM127 170H125V171H127ZM136 170V169H135ZM134 171L133 172V170H132V172L134 173L133 175H131V176H133V177H136L135 178V181L134 182H136V179H138V178H141V176L140 175H142V172H144V171ZM147 170H148V167H147ZM179 170V171H180ZM210 170V171H209ZM224 170H226V171H224ZM247 170H249V171H247ZM27 171H29V170H27ZM31 171V170H30ZM29 171V172H30ZM124 171V173L122 172V174L120 173V176H123V174L126 176V174H128L129 173V175L130 174H132L131 172H128V171H130V170H128L127 172L128 173H126ZM150 171V170H149ZM148 171V172H149ZM153 171V170H152ZM182 171V170H181ZM190 171V170H189ZM222 171H224V172H226V175L224 174V176H223V173L224 172H222ZM232 171V170H231ZM230 171V172H231ZM246 171V172H245ZM252 171V172H253ZM259 171V170H258ZM263 171H261V173L263 172ZM77 172H74V173H77ZM85 172H86V174H85ZM110 172V171H109ZM108 172V173H109ZM137 172L138 173H141V174H139V175H137ZM147 172V173H148ZM216 172H217V174H216ZM237 172V173H236ZM5 173H8V172H5ZM9 173H10V171H9ZM23 173H24V170H23ZM32 173H34V171L32 172ZM55 173V172H54ZM63 173H65V171L63 172ZM73 173V174H74ZM91 173L94 175L93 177L91 176ZM107 173V172H106ZM108 173L106 174V175H108ZM111 173V172H110ZM126 173V174H125ZM135 173H136V175H135ZM150 173V172H149ZM236 173V174H235ZM264 173V172H263ZM262 173V174H263ZM52 174V173H51ZM58 174H60V173H58ZM62 174V173H61ZM67 174V173H66ZM73 174H72V176H73ZM81 174V175H82ZM104 174H102L103 176H101V177H99V179L101 180V178H105V177H108V176H105ZM118 174H117V177H118ZM3 175V174H2ZM26 175H29V173L28 174H26ZM26 175H22L23 176V178L24 177H26ZM32 175V174H31ZM47 175L48 174H45L42 178H41V180H39L40 178V175L39 176H37V180L35 179L36 178V175H34V176H32V178H34L35 180V182L37 181V183H34V184H30V186H27V184H26V182H25V180H26V178H25V180L23 179L22 180V176H21V181H24V182H22L23 184L25 183V186H27V188H28V193H27V195L29 194V196H31L30 195V193L29 192H32L35 196H39V198L41 197V194H44V189H43V186H44V184L45 183H47V182H51V181H53V179L52 180H50L51 178H53V176L51 177H47ZM56 175H57V173H56ZM56 175H54V177L56 176ZM65 174H63V176H64ZM81 175H80V177H81ZM83 175H82V177L81 178H83ZM110 175V174H109ZM112 175V174H111ZM111 175H110V177H111ZM249 175H250V178L251 177H255V178H252V179H247V178H249ZM4 176H6V175H3V178H4ZM58 176V175H57ZM60 176V175H59ZM67 176H69V178H70V176L71 175H67ZM66 175H65V177H67ZM72 176H71V178H72ZM87 176H85L86 178H87ZM119 176V177H120ZM124 176V178H122L123 179V183L125 182L126 183V185H125V183L123 184L125 187L127 186V184L129 185V183H132V182H126L125 180L127 179V178H129V177H131V176H127V177H125ZM140 176V177H139ZM144 176V175H143ZM142 176V178L144 179V177ZM261 176V177H260ZM12 177H11V179H12ZM28 177V176H27ZM30 177V176H29ZM29 177L27 178L28 180H29ZM49 178V179H45V178ZM85 177H84V179H85ZM90 177H88V178H90ZM110 177H108V178H110ZM116 177V176H115ZM114 177V178H115ZM146 177V176H145ZM6 178H8V175H7V177ZM31 178V179H32ZM39 178V179H38ZM58 178H61V179H63L61 182H60V184H62V186H66L68 189L71 187L70 186V184H69V181H68V183L66 184L64 181H65V178H63V177H58ZM87 178V179H88ZM90 178V180H92ZM148 178H149V175H148ZM208 178V177H207ZM209 178L208 179H206V182L207 181H210L209 180ZM257 178V180H254V179H256ZM11 179L10 178H8V180H10V182H11ZM14 179V178H13ZM17 179V180H18ZM55 179V178H54ZM86 179V180H87ZM101 180V182L99 181V180H97V182H99V183H101L100 185H103L104 183V185H108V186H110L108 183V181H110V179L109 180H107L106 182H105V180ZM113 179V178H112ZM121 179V178H120ZM130 180H131V178H129ZM128 179V180H129ZM133 179V178H132ZM142 179V180H143ZM146 179H147V177H146ZM227 179V180H226ZM1 180H2V178H1ZM15 181H16V179H14ZM20 180V179H19ZM28 180H27V183H28ZM56 181L58 180L57 178L55 179ZM54 180V181H55ZM66 180H68V177H67V179ZM70 180V179H69ZM76 179H74V180H71V181H73V184H75L74 185V187H71V188H73V190L75 191V188L76 187H78V186H80L82 183H83V181H85V180H83V181H81L80 182V180L78 181V179H77V182L75 181ZM117 180V181H116ZM115 181H114V179L110 182V184H112L113 183V181H114V183L113 184H116V185H118L117 183H119L118 182V180L119 179H116ZM139 181H140V179H138ZM141 180V181H142ZM252 180V181H251ZM13 181V180H12ZM32 181H33V179H32ZM53 181V182H54ZM56 181H55V183H56ZM59 181H60V179H59ZM59 181H58V186L60 185L59 184ZM89 181V180H88ZM102 181H104V182H102ZM120 181V180H119ZM147 181V180H146ZM145 180H144V182H146ZM149 181V180H148ZM257 181V182H256ZM2 182V181H1ZM5 182H6V180H5ZM19 182L20 181H18L16 184L17 185H19ZM29 182H31V180L29 181ZM75 182V183H74ZM79 182L81 183L80 185H78L79 184ZM116 182V183H115ZM122 182V181H121ZM120 182V184H122ZM143 182V183H144ZM8 181L5 183V184H7L8 185ZM12 183H13V185L15 184V182H11L10 183V188H12V190L14 191H12L11 189V191L13 192V193H15L16 191H17V189H16V191L14 190V188L16 187V185H12ZM21 183V182H20ZM63 183L65 184V185H63ZM70 183H72V182H70ZM77 183V184H76ZM85 183V182H84ZM83 183V184H84ZM90 183V182H89ZM89 183H85V185H86V187H85V185H83V187H85V192L87 193H85L86 194V196L87 195H89V197L91 198V200L93 201V203H95V202H97V197L100 195V189L102 190V192L103 193H110L111 195H112V190L111 191H109L108 190V192L107 191H105V190H107V188L106 189H102V187L99 189V187H97L98 189H96V187L95 188H93V186L91 187V184L89 185ZM92 183V182H91ZM96 182H94L93 184H95ZM138 183H140V182H138ZM142 183V184H143ZM164 183H165V181H164ZM167 183H169V182H166L165 184H167ZM180 183V182H179ZM256 183H257V185H256ZM2 185H4V180H3V182L1 183ZM23 184H20V186L21 185H23ZM56 184H55V187H53V188H55L56 189V187L58 188V186H56ZM69 184V185H68ZM88 184V185H87ZM118 185L117 187H112V185H111V187L113 188V190L114 189H118V190H120V189H123L124 188V186L123 185ZM136 184H137V182H136ZM164 184V185H165ZM172 184H177V187H180L181 185L179 184L178 185V183H173L172 182ZM182 184V183H181ZM256 186H255V185ZM262 184V185H261ZM81 185V186H82ZM97 185V184H96ZM95 185V186H96ZM99 185V184H98ZM99 185V186H100ZM115 185V186H116ZM137 185H139V184H137ZM156 185H158V183L156 184ZM193 185V184H192ZM195 185V184H194ZM194 185H193V188H194ZM255 187H254V186ZM12 186V187H11ZM24 186V185H23ZM23 186H21V187H23ZM25 186H24V189H26L25 188ZM49 186V185H48ZM68 186H70V187H68ZM73 186V185H72ZM80 186V187H81ZM108 186H105V187H108ZM120 186H121V188H120ZM122 186H123V188H122ZM158 186H160V183H159V185ZM157 186V187H158ZM167 186V185H166ZM166 186H164V187H161V188H163V189H166ZM173 187V185H169L168 184V186L167 187ZM184 186V185H183ZM182 186V187H183ZM217 187V186H219V188L217 187V189L216 188H214V187ZM221 186V187H220ZM253 186V187H252ZM261 186H263V187H261ZM5 186H3V188H2V186H1V188L2 189H4L3 191L1 190V188H0V190L3 192H1L0 194H4V196H5V193H4V191H5V189H6V191H7V188L5 187ZM9 187V186H8ZM45 187V186H44ZM51 187H52V182H51ZM60 187V186H59ZM80 187H78V188H76V190L77 189H79ZM174 187H175V191H176V189H177V187L174 185ZM174 187H173V189H174ZM185 187H186V185H185ZM185 187H183L184 189V191L183 192H181V189L179 190L181 193H179V192H177V194H179V196L178 195H176L175 197H173V199L175 198H177V200L180 198V197H182V195H183V193H184V195H186L187 193H185ZM17 188V187H16ZM49 188H50V186H49ZM61 188V187H60ZM59 188V189H60ZM70 188V189H71ZM131 188V187H130ZM169 188H167V189H169ZM214 188V189H213ZM257 188V189H258ZM21 189H23V188H21ZM23 189V190H24ZM55 189L53 190L52 188L50 189V190H52V195L53 196H57V195H55L56 193H53L54 191H55ZM62 189H64V187H62ZM116 189V190H117ZM132 189L134 190V187L132 186ZM159 189H160V187H159ZM172 188L171 189H169L168 190V194L170 193V195L172 194H176L175 192H173V193H171V191L173 190ZM65 190V192L64 193H67L66 194V198L65 199H67L68 198V196H71V193H73L74 191L72 190V192H69L66 188L64 189ZM80 191L82 190V187H81V189H79ZM105 192H104V191ZM128 190H130V189H128ZM133 190L132 191H130L131 193L133 192ZM223 190H224V192L226 191V193H224L223 192ZM252 190V191H253ZM5 191V192H6ZM10 191V192H11ZM43 191V192H42ZM58 191H63V190H58ZM57 190H56V192H58ZM79 191V192H80ZM82 191H84V188H83V190ZM122 191V190H121ZM142 191H145V190H141V192ZM163 191H165V193H167V191L166 190H163ZM163 191H161V189L160 190H158V192H157V194H159V195H161V196H159L158 197V199L160 200V203H159V205L161 206V209L162 208H164L163 210V212H165V209H167L169 206V209H172V208H174L173 206H177L175 209L177 210V209H179V204H180V201L182 200V198L184 197H182L181 199H180V201H179V204L177 203L178 201L176 200V202H175V200H173L172 199V197L170 196V195H168V194H165ZM178 191V190H177ZM219 191H221V192H219ZM262 191H264V188H263V190ZM10 192H9V189H8V191L6 192V194H8L7 195V197L8 198H10L9 197V195H12V194H10ZM17 192H20V188H19V190L17 191ZM25 192V191H24ZM114 192V191H113ZM146 192V191H145ZM160 192V193H159ZM161 192L163 193V195L161 194ZM218 192H219V194H218ZM242 192V193H241ZM259 192V191H258ZM23 192H22V190H21V194H22ZM39 193H41L40 195H38ZM60 193V192H59ZM64 193H61V194H58V196L59 195H64ZM78 193V192H77ZM76 192H74L73 194H75L74 195V197L76 196V194H77ZM82 194H83V192H81ZM108 193V194H109ZM191 193H192V195H191ZM202 193V194H201ZM222 193H224V194H222ZM254 193H256V192H254ZM253 193V194H254ZM21 194H20V197H21ZM25 194V193H24ZM37 194V195H36ZM84 194V195H85ZM102 194V193H101ZM107 194V195H108ZM109 194V195H110ZM145 194V193H144ZM180 194H181V196H180ZM259 194V193H258ZM260 194H261V192H260ZM14 195V194H13ZM34 195H32L30 198H33L34 200L35 199H37L36 197L34 198ZM78 195V194H77ZM104 195V194H103ZM103 195H100V197L98 198V203H100L99 205L98 204H96L95 203V205L93 206L95 209H96V205H97V207L99 208V209H96V210H94V212H95V214L97 213V212H99L100 214L104 211V210H100V206H101V200H100V198H101V196H103ZM106 194H105V196H103V197H110L109 195L107 196ZM116 195H117V193H115V196H113L112 195V197L114 198V197H116ZM119 195V194H118ZM135 194H132V196L133 197H135L134 196ZM164 195L166 196V195H168V196H170V199H169V197H167L166 196V198H168L169 200H171L172 202H174V205L171 207V204L170 205H167L168 207H164L163 205H165V204H163V203H161L162 201L161 200H163V202H164V200H165V197H164ZM199 195V194H198ZM221 195H224V196H222L221 197ZM249 195H251V196H249ZM1 196V195H0ZM14 196H16V193H15V195ZM29 196H24L25 198H28ZM46 196H50L51 197V194L49 195V193L48 194H46L45 193V195L44 196H42V199H43V201L41 200V202H43L44 204L42 205V203H38L36 200L34 201V202H36V204L38 203V204H41L42 205V207H37V206H40V205H36V207H37V210H35V211H33L32 212V214H33V216L34 217H36L35 218V221L37 220V223L36 222H34V217L33 218H30L31 220H32V223L33 224H35L36 226H35V228H37L38 230H41V232H42V234L44 235V236H50V234L51 235H58V234H62L63 235V233L65 234V227H66V225H64V224H69V225H71V229H73V228H76V229H73V232H72V239L70 238V241H68V244L69 243H73L76 239H78L77 237H79V232H81L82 231V229L83 228H86V225L85 224H89V222H90V220H91V218H92V211H90V213H88V208L86 209V211H87V213L88 214H86V211L84 212V214L83 215H87L86 217L85 216H83V222H84V224H83V222L80 220V218L77 220V219H75L74 218V215H73V213L75 214V217H76V212H75V210H77V208H75V205L77 204V203H75V205L73 206V208H75V210L73 211V208H72V200H70V204H69V202H67L66 200H64V201H66L68 204H66L67 205V207H68V205H69V207H68V211H69V208H70V212H66V210H67V207H65V205H64V207H65V210L63 209V210H61V207H63V203L65 204L66 202H61V200L62 199H64V198H62V196H61V198L59 199V203L61 204H59V203H57V205L59 204V207H57V206H55L54 205V203L55 202H53L52 204L49 202V201H53V200H55L53 197H51V198H53V200H48L47 198L48 197H46ZM65 196V195H64ZM120 196V195H119ZM122 196V195H121ZM140 196L141 197H144L141 201H143V202H147V200H145V195L143 196V194H141L140 193ZM174 196V195H173ZM255 196H256V194H255ZM263 196V195H262ZM262 196H259L258 197V195H257V197L258 198H260V197H262ZM17 197H19V194L15 197V198H17ZM49 197V198H50ZM82 197V196H81ZM131 197V196H130ZM133 197H131L130 198V200H132V199H134ZM186 196H185V198H183V200H185L186 198H187ZM194 197V196H193ZM194 197V198H195ZM247 197V198H248ZM4 198V197H3ZM12 198H13V196H12ZM11 198V199H12ZM48 200V201H46V199ZM72 198H73V196H72ZM85 198V197H84ZM84 198H82V199H84ZM111 198V197H110ZM113 198H111L110 199V201L113 199ZM117 198V200H119V199H121V197H116ZM116 198H114V199H116ZM119 198V199H118ZM126 198H128V197H126ZM162 198V199H161ZM210 198V203H209V199ZM216 198V199H215ZM263 198V197H262ZM11 199H9L10 201H11ZM70 199V197L67 199V200H69ZM76 199H77V197H76ZM76 199H74L76 202H78ZM79 199V198H78ZM147 199H148V197H147ZM167 199V200H168ZM188 199H187V201H188ZM243 200H244V198H242ZM242 199H240V200H242ZM256 198H254V201H256L255 200ZM1 200H2V198H1ZM4 200H5V198H4ZM17 200V199H16ZM24 200H26V199H24ZM29 200H32V199H29ZM28 199L26 200V202L28 201V202H31V201H29ZM58 200V199H57ZM56 200V201H57ZM85 200V199H84ZM108 200H109V198H108ZM111 201V204H112V202H113V204L114 203H116V202H118V201ZM168 200V201H169ZM206 200V201H205ZM240 200H238V202H237V204H238V207H237V204H236V207L233 205V206H231L232 207V209L234 208H236L235 210L233 209H231V207L230 208H228V211H229V213L231 212V210L232 211H235V212H233V213H236V210H239L238 208H239V203H240ZM245 202H247L248 200H249V198H248V200L245 198ZM7 201H8V199H7ZM15 201V200H14ZM22 201V200H21ZM39 202H40V200H38ZM45 201H46V203H45ZM79 201H80V199H79ZM95 201V202H94ZM110 201H108L109 203H110ZM128 201V200H127ZM127 201H123V202H126V203H129V204H131V205H133L134 206V204H133V201H131V202H127ZM170 201V202H171ZM186 201V202H187ZM194 201V202H195ZM252 201V200H251ZM253 201V202H254ZM263 201H264V199H262V201L260 200V201H257V204H261V203H263ZM1 202H3V201H1ZM5 202H6V200H5ZM19 202H20V200H19ZM19 202H17V205L20 207L19 208V210H21V209H23V210H27V209H29L30 210V207L29 206H31V205H33V202L32 203H28V205L25 203V201H24V203H25V206H28L29 208H27V209H25V208H23L22 206L24 205V204H22L23 203V201L22 202H20L21 203V205L22 206H20L18 203ZM49 202V204L47 205V207L45 206V204H47ZM84 202V201H83ZM85 202H87V204H90V203H88V201H86L85 200ZM84 202V203H85ZM122 202V200H119V203H121ZM145 202V203H146ZM159 202V201H158ZM165 202H166V200H165ZM186 202H184V204L186 203ZM235 202V203H234ZM8 203V202H7ZM13 203V202H12ZM73 203H74V201H73ZM82 202H80V204H81ZM135 203V202H134ZM140 204H141V202H139ZM175 203H177V204H175ZM181 203H183V201L181 202ZM189 203V202H188ZM187 203V204H188ZM190 203H193V202H190ZM233 203V204H232ZM248 203H251V202H248ZM11 202H9V206H10V208H11V210H12V207H11V205H13V204H11ZM31 204V205H30ZM83 204V203H82ZM92 204V203H91ZM116 204H118V203H116ZM136 204V203H135ZM167 204H168V202H167ZM194 205H195V208L197 207L196 206V203H193ZM193 204L192 205H190V208L191 207H194L193 206ZM247 204V203H246ZM254 204V203H253ZM255 204H256V202H255ZM255 205V208H256V206H258V205ZM4 205H6V204H4ZM16 205V202H15V206H17ZM34 205H35V203H34ZM33 205V206H34ZM71 205V206H70ZM79 205V204H78ZM77 205V206H78ZM125 204L123 203V206H124ZM127 205V204H126ZM158 205V206H159ZM182 205V204H181ZM180 205V206H181ZM197 205H198V203H197ZM198 205V206H199ZM221 205V206H220ZM241 205H242V203H241ZM250 205V204H249ZM24 206V207H25ZM33 206H31V208L33 207ZM43 206H45L46 207V209H45V211H43L44 210V208H43ZM55 206V207H54ZM61 206V207H60ZM76 206V207H77ZM84 206H86V207H89V205H85L84 204ZM128 206H130V205H128ZM187 206V205H186ZM220 206V207H219ZM245 206V205H244ZM252 206H254V205H252ZM251 206V207H252ZM4 207V206H3ZM35 207V206H34ZM85 207V208H86ZM182 207V206H181ZM189 207V206H188ZM209 207V208H210ZM219 207V208H218ZM259 208H257L258 210L259 209H261V207H264V205H259L258 206ZM7 208L8 209H10L8 206H7ZM7 208H4V210L5 209H7ZM16 208H18V207H16ZM38 208H39V210H38ZM43 209L42 210V212H40L41 210L40 209ZM80 208H81V206H80ZM102 208V207H101ZM129 208H131V207H129ZM194 208V209H195ZM201 208H200V210H201ZM241 208V207H240ZM254 208V207H253ZM252 208V209H253ZM34 209H36V208H34ZM79 209V208H78ZM82 209H83V206H82ZM104 209V208H103ZM125 209V208H124ZM127 209H128V207H127ZM132 209V208H131ZM192 209V208H191ZM199 209V208H198ZM211 209V208H210ZM210 209H207V211H206V213H208V211H210ZM229 209H231V210H229ZM244 209V208H243ZM251 209V210H252ZM262 209H264V208H262ZM14 211H16V213H17V210L18 209H13ZM19 210H18V212H19ZM22 210V211H23ZM26 211V212H30V211ZM98 210V211H97ZM130 210V209H129ZM173 210V209H172ZM188 210V209H187ZM219 210H217V212H216V214L219 212ZM245 210V209H244ZM256 210V209H255ZM258 210H256V212L255 213H253L254 212V210H252V211H250L251 212V214H256L255 216H257V214H258V216L261 214V212H259L258 213ZM13 211V213H12V216L11 217H13V215H14V217H15V212ZM64 212L65 214H63L64 216H65V218L63 217V216H59V213H61V212ZM71 211H73V213L71 212ZM78 211V210H77ZM97 211V212H96ZM138 211H140V210H138ZM167 211V214H165V215H168V212L170 211V210H166ZM188 211H190V210H188ZM221 211V213H223ZM246 211V210H245ZM262 211V210H261ZM10 212V211H9ZM12 212V211H11ZM10 212V213H11ZM25 212V211H24ZM24 212H22V213H24ZM62 212V213H63ZM129 212V211H128ZM136 212V211H135ZM174 212V211H173ZM187 212V211H186ZM191 212V211H190ZM197 212H200V211H196V212H191V213H197ZM211 213L210 214H212V211H210ZM239 213L241 212V211H238ZM237 212V213H238ZM247 212V211H246ZM262 212H264V210L262 211ZM9 213V214H10ZM22 213L20 212L19 214L17 213V215H22ZM31 213V212H30ZM61 213V214H62ZM78 213H79V215L81 216V213L78 211ZM99 213H97L98 215H99ZM127 213V212H126ZM171 213V212H170ZM178 213V215L179 214H182L181 212L179 213V212H177ZM176 213V214H177ZM220 213V214H221ZM229 213H228V215H229ZM239 213H238V215H239ZM248 213V212H247ZM128 214V213H127ZM127 214H125V215H127ZM137 214V213H136ZM140 214V213H139ZM176 214H174L173 216H176ZM226 214H224V215H226ZM244 214V216H245V214L246 213H240V215H243ZM250 214V216H252ZM263 215H264V213H262ZM27 214L25 213V215H22V216H26ZM29 215H31V214H28L27 216H29ZM78 215V214H77ZM78 215V216H79ZM97 215V216H98ZM103 215V214H102ZM171 215H172V213H171ZM203 215V214H202ZM201 215V213H200V216H202ZM219 215V213L217 214V216ZM249 215V214H248ZM247 215V216H248ZM79 216V217H80ZM96 216V215H95ZM96 216V217H97ZM100 216V215H99ZM128 216V215H127ZM138 217H140L141 216V214L140 215H137ZM181 215H179V216H176V218L177 217H180ZM216 216V217H217ZM233 216V215H232ZM235 216H237V215H235ZM234 216V217H235ZM243 216V217H244ZM17 217V216H16ZM63 217V218H62ZM126 217V216H125ZM166 217V216H165ZM165 217H164V219H165ZM197 217H199V213H197ZM216 217H214L215 219H216ZM230 217V216H229ZM249 217V216H248ZM253 217V216H252ZM261 217V216H260ZM10 218V217H9ZM23 218V217H22ZM26 218V217H25ZM77 218V217H76ZM101 218V217H100ZM170 218H172L173 219V217H170ZM169 218V219H170ZM175 217H174V219H176ZM221 218V217H220ZM224 218H226V219H228V217H226V216H224ZM231 218V217H230ZM236 218V217H235ZM14 219V218H13ZM17 219H18V217H17ZM16 219V220H17ZM29 219V220H30ZM61 219H63V220H61ZM98 219V218H97ZM163 219V220H164ZM172 219H171V221L169 220V221H167V223H169V225H170V222H175V220L174 221H172ZM182 219H183V217H182ZM181 219V217H180V220H182ZM197 219V218H196ZM238 219V218H237ZM243 219V221H244V218H242ZM246 219V218H245ZM260 219H263V217L262 218H260ZM11 220V218L9 219V221ZM15 220V219H14ZM13 220V221H14ZM19 220V219H18ZM22 220V219H21ZM25 220V219H24ZM23 220V221H24ZM77 220V221H76ZM81 221L82 222V224L81 225H85L84 227L82 226V228L80 229V228H78V221ZM167 220H168V218H167ZM177 220L179 221V219L177 218ZM177 220H176V222H177ZM184 220H185V218H184ZM229 220V219H228ZM235 220V219H234ZM241 220V219H240ZM127 221V220H126ZM136 221V220H135ZM192 221V219L190 220V222ZM193 221H194V219H193ZM192 221V222H193ZM208 221V220H207ZM211 221V220H210ZM214 221V220H213ZM222 221V220H221ZM220 221V222H221ZM224 221V220H223ZM242 221V220H241ZM242 221V223L241 224H244V225H246L247 227L250 225V223L248 224V222H247V224H246V222L244 223ZM247 221V220H246ZM11 222V221H10ZM14 222H16V221H14ZM165 222V221H164ZM176 222H175V224H176ZM181 222V221H180ZM179 222V223H180ZM186 222H188V221H186ZM186 222H184V224H183V226L181 227L180 226V228H183L184 226H185V228L188 226L187 224H190V222H188L186 225H185V223ZM202 222V221H201ZM217 222H219V221H217ZM212 223V225H216L215 226V228L214 227H210V229L212 228V230H213V228L216 230H214L215 232H217V230H218V232L219 231H221L220 233H221V235L223 234V231L226 229V227L224 228V226H225V224L223 225V223H225V222H221V224H222V226H223V228H224V230L222 231V226L220 225V223L218 224V223ZM226 222H228V221H226ZM230 222H232V221H230ZM259 222V221H258ZM260 222H261V220H260ZM259 222V223H260ZM59 223H61V224H63L64 225V232L63 231H61V230H59L60 229V226H59ZM77 225H76V224ZM139 223V222H138ZM166 223V222H165ZM172 223V225H170L171 227H173L174 228V224ZM207 222H204V225L203 226H205L204 228H206V224ZM208 223H209V221H208ZM254 223H256L255 221H254ZM263 223V222H262ZM262 223H260V224H262ZM19 224V226H21L20 225V223H18ZM24 224V223H23ZM32 224V225H33ZM73 224H75V225H73ZM203 224V223H202ZM201 224V225H202ZM211 224V223H210ZM234 224V223H233ZM240 224V225H241ZM264 224V223H263ZM16 225V224H15ZM62 225V226H63ZM69 225L67 226V227H69ZM126 225V224H125ZM136 225V224H135ZM174 225V226H173ZM176 225H178V223L176 224ZM194 225H195V222H194ZM220 225V226H219ZM228 225V224H227ZM251 225H252V222H251ZM256 225V224H255ZM254 225V226H255ZM72 226H76V227H72ZM203 226H200V225H198V228H202V230L204 229L203 228ZM231 226H233V225H231ZM236 226H237V224H236ZM66 227V228H67ZM135 227H137L138 228V225H136ZM134 227V228H135ZM193 227V226H192ZM220 229H218V228ZM230 227V225H228V228ZM244 227V226H243ZM264 226H261V228H263ZM19 228V227H18ZM34 228V230L37 232V230ZM125 228V227H124ZM123 228V229H124ZM177 228V227H176ZM184 228V229H185ZM217 228V229H216ZM227 228V229H228ZM235 228H239L240 229V227L238 226V227H235V225H234V227H233V229H235ZM250 228H252L251 226H250ZM81 230V231H78V230ZM98 229V228H97ZM136 229V228H135ZM165 229V228H164ZM178 229V228H177ZM196 230H197V227L195 228ZM208 229V228H207ZM206 229V230H207ZM209 229V230H210ZM230 229H231V232H230V230L228 231V233H226L225 231V233H226V236L228 235L229 237V240H226L225 241V239H226V237H225V239L224 238H222L221 237V235L219 236V235H216V234H218V233H215V235L216 236H218V237H221V238H219L218 240H220L221 242H219L218 241V243L217 242H215L216 241V239L218 238V237H216V236H212L211 235V231L212 230H210V233L208 232V231H206V230H204L207 234L209 233V235L211 236V238H210V236L209 235H207L210 239H212V237L214 238V237H216V239H215V241H214V244H210L211 245V249H210V245H209V247H207V248H209V250H207L205 247L206 246H208V245H206V243L208 242V241H206V240H209V242H211V240L210 239H208V237H206V236H203V238H205V240L203 241V243H201V246H200V244H199V242H198V246L199 247H197V243H196V249H199V251L201 252L202 251V249H204L205 250V253H207V252H209L210 250V253H213V250H214V252L215 253H220V254H218V255H208L209 253H207V254H205V253H202L201 252V256L203 255L204 257L205 256H207L206 258H205V260H204V258H203V264H246L247 263V260L248 259H245L244 258V252H245V254H246V252L248 253L249 252V250L247 249L248 247H247V244L246 243H244V244H242L241 242H244L243 241V238H245V236L243 237V235H245V234H243L242 232H243V230H242V232H240L239 231V229H238V231H239V233L237 232L235 235V237H234V235L233 236H231L232 234H233V229L230 227ZM249 229V228H248ZM19 230V229H18ZM90 230H91V228H89V234H90ZM181 230V229H180ZM180 230H179V232H180ZM250 230H252V229H250ZM257 230H259V228L257 229ZM22 231H23V229H22ZM61 231V232H60ZM167 231V230H166ZM176 231V230H175ZM181 231H183V232H185L184 230H181ZM199 231H201V230H198L197 232L196 231H194L195 233H196V235H198V233L201 235L202 233V231L201 232H199ZM214 231H212V232H214ZM235 231H237L236 229H235ZM245 231V230H244ZM254 231V230H253ZM255 231H256V228H255ZM254 231V232H255ZM27 232V231H26ZM36 232H32V234L34 233H36ZM40 232V233H41ZM60 232V233H59ZM63 232V233H62ZM169 232V231H168ZM167 232V234L169 235L170 233H168ZM190 232V231H189ZM194 232H193V239L196 237L195 235H194ZM204 232V233H205ZM18 233V232H17ZM21 233H23V232H21ZM30 233V232H29ZM38 233V232H37ZM37 233H36V235H37ZM97 233V232H96ZM126 233V232H125ZM176 233V232H175ZM174 233V234H175ZM224 233V234H225ZM229 233H232L231 235H229ZM242 233V234H241ZM246 233V232H245ZM252 233V232H251ZM250 233V234H251ZM28 234V233H27ZM39 234V233H38ZM163 234H165L164 233V231H163ZM181 234V233H180ZM191 234H188V235H190V236H192ZM213 234V233H212ZM249 234V233H248ZM43 235H41V236H43ZM111 235V238L112 239H114V241H120L119 239H117V236H114V234H110ZM167 235V236H168ZM206 235V234H205ZM214 235V234H213ZM252 235V234H251ZM250 235V236H251ZM254 235H255V233H254ZM25 236V235H24ZM27 236H29V234L27 235ZM25 237V238H28V237ZM59 236V235H58ZM166 236V235H165ZM166 236V237H167ZM182 236V235H181ZM186 236V235H185ZM195 236V237H194ZM264 236V235H263ZM7 237L8 236H6L5 237V239L7 240ZM15 237H17V236H15ZM36 237V236H35ZM169 237H170V235H169ZM169 237H167V239L165 238V241L167 240L168 241V239H169ZM232 237V239H230ZM8 238H11L10 236L8 237ZM13 238H14V236H13ZM11 238L13 241H11V239H9L10 241H5V239L2 241L4 244H5V249H6V251H7V253L9 254V256H22V254L21 255H19L18 253L20 252V250L22 249V248H20L19 246L21 245H19V246H17L15 243L17 242V240H16V238ZM24 238V239H25ZM163 238H164V236H163ZM172 238V240H173V238L174 237H171ZM227 238V239H228ZM233 238H235V239H233ZM248 238H249V236H248ZM190 239V241H191V237L189 238ZM189 239H188V241H189ZM193 239H192V241H193ZM222 239V240H221ZM224 239V240H223ZM172 240H169V241H172ZM197 240V238L195 239V241ZM231 240H233V241H236V242H240L241 240V242H240V244H237L235 247H236V250L237 251H235L233 248H235L234 246H233V248L231 247L232 246V242L233 241H231ZM15 241V242H14ZM165 241H164V243H165ZM166 241V242H167ZM191 241V242H192ZM212 241H213V239H212ZM8 242H10V243H8ZM19 242V241H18ZM22 242V239H21V241L19 242V243H21ZM23 242H24V240H23ZM81 242H79V244H80ZM169 243V242H168ZM168 243H167V245H168ZM193 243V242H192ZM205 243V244H204ZM211 243H213V242H211ZM190 244V243H189ZM193 244H195V242L193 243ZM205 245L204 247L202 246V245ZM207 244H209V243H207ZM230 244H231V246H230ZM235 244V243H234ZM233 244V245H234ZM241 244H242V246H244V247H242L241 246ZM166 245V246H167ZM177 245H179V244H177ZM192 245V244H191ZM212 245H213V247H212ZM239 245V246H238ZM77 246V245H76ZM169 246V245H168ZM180 246H183V245H180ZM229 246V247H228ZM241 246V247H240ZM175 247H176V245H175ZM179 246H177L175 249H173V250H176L177 249V252L179 253V250H180V252H181V248H178ZM200 247L202 248L201 250H200ZM231 247V248H230ZM242 248L241 249V251H240V248ZM74 248H75V246H74ZM164 248V247H163ZM167 247H165V249H166ZM183 249L185 248V247H182ZM213 248V249H212ZM218 248V250H216V251H218V252H216L215 251V249H217ZM245 248V251L243 250ZM86 249V248H85ZM183 249H182V251H183ZM186 249H188V247L186 248ZM189 249H190V252L189 251H187L188 253H189V255L190 254H192L191 253V248L189 247ZM172 250V249H171ZM247 250V251H246ZM165 251V250H164ZM186 250L184 249V252H185ZM196 251V250H195ZM244 251V252H243ZM84 252H85V250H84ZM84 252H83V249L80 247V245L79 246H77L76 247V249L75 250H73V251H69V252H67V254H66V258H65V262L67 263V264H72L78 257H81V255H83L84 254ZM176 252V251H175ZM176 252V253H177ZM193 252V251H192ZM198 251H196V253H197ZM199 252V253H200ZM88 253V252H87ZM167 253H169V252H167ZM187 253V254H188ZM198 253V254H199ZM250 253V255L252 256V258L253 257H256L257 255H252V252L250 251L249 252ZM248 253V254H249ZM255 252H253V254H254ZM172 254H175L174 252L172 253L171 252V254H170V256L172 255ZM182 254V257L183 256H185L184 254H183V252H181L179 255H181ZM185 254H186V252H185ZM186 254V255H187ZM194 254V253H193ZM192 254V255H193ZM248 254L245 256V257H247L248 256ZM256 254H258V256L259 257H261L260 256V254H259V252L258 253H256ZM160 255V254H159ZM175 255H178V254H175ZM188 255V257H190V256H192V255H190L189 256ZM201 256H198V257H200L201 258ZM212 256V257H211ZM250 256V257H251ZM84 257V256H83ZM159 257V256H158ZM168 257H169V255H168ZM178 257H180V256H178ZM177 257V258H178ZM186 257V256H185ZM185 257H183V258H185ZM193 257H194V255H193ZM191 258V260H193L194 258ZM198 257H196L197 258V260H198ZM217 257H219V259L217 258ZM249 257V256H248ZM247 257V258H248ZM249 257V258H250ZM21 258V257H20ZM129 258V257H128ZM157 258V257H156ZM160 258V257H159ZM172 258V257H171ZM170 258V260L169 261H173V260H175L176 261V256L174 257V258H176V259H171ZM181 258V257H180ZM252 258H250V260H252ZM256 258H258V257H256ZM256 258H254V261H255V264H256V262H259V263H261L262 262V257L261 258H258V259H260L261 260V262H260V260H257ZM167 259V258H166ZM186 259V258H185ZM190 259V258H189ZM168 260V259H167ZM181 260H183L182 258L181 259H178V261L180 262ZM250 260H248V263L247 264H249V262L251 263L252 261H250ZM177 261V262H178ZM184 261V260H183ZM185 261H189L190 262V260H185ZM199 261V260H198ZM198 261H192L193 263L192 264H196L195 262H197L198 263ZM163 262L166 264V262L164 261V259H163ZM168 262V261H167ZM171 262H169L168 264H170ZM176 262V263H177ZM202 262V261H201ZM200 262V263H201ZM263 262H264V260H263ZM262 262V263H263ZM175 263V264H176ZM183 262L181 261V264H182ZM254 263V262H253ZM147 264V263H146ZM174 264V263H173ZM177 264H179V263H177ZM183 264H185V263H183ZM199 264V263H198ZM252 264V263H251ZM258 264V263H257Z\"/></svg>",
  "mask_w": 264,
  "mask_h": 264
},
{
  "label": "rangeland",
  "instance_id": "rangeland-1",
  "mask_svg": "<svg viewBox=\"0 0 264 264\" xmlns=\"http://www.w3.org/2000/svg\"><path fill=\"white\" fill-rule=\"evenodd\" d=\"M2 1H5V2L3 3V6H2V8H1V10H0V18H1V15H3L5 12L7 13L8 10L11 9V10H14V12H15V10H16L17 12L14 14V17L17 18V19H21V18H23V17H26L24 20H26V21H25V22H26L25 25H27V26H28V25L31 26V22L33 23L32 26L34 25V23L38 22V23L40 24L39 27H40L41 29H42V28H44V29H45V28H53V27H54V28H59V30L61 29V31H65V32L70 33L71 35L69 36V38H71V40H74V41H77V40H78L77 38L80 36L81 33H83V34H84V37H82V36H83V35H82L80 38H84V39H86V41H88V44L86 43V41H83V43L85 42L84 45H87V46H88V45H92V47L89 46L90 48H84V49H88V51H89V49H91V48L94 49V48H95L93 51L95 52V56H96V57H97L96 52L99 51V49H98V50L96 49L97 44H98L99 48L102 47L101 50L103 49L102 51H104V47H103V46H104V43L107 44V41H108V40H107L106 37H103L104 35H103L102 32H103L104 30H103L102 27H103V22H104V20H103L104 18H103V17H104V15L106 14V12L108 11V6H109V5H108V0H102V14H101V19H100L99 23H98L97 25H95L94 27H92V28H91V27H90V28H89V27H84V26H82V25H78V24H76V23H74V22H71V21L65 20V19H63V18H61V17H59V16H57V15L51 13V12H49V11H47V10H45V9H43V8H41V7H39V6H35V5L30 4V3H27V2H25L24 0H10V6H9V7H8V5H9L8 2H9V0H0V5H1ZM11 4H12V5H11ZM14 5H15V6H18L17 9H19V10H17L16 7H15ZM13 6H14V7H13ZM132 7H133V6H132ZM135 7H137V6H134V7H133V9H134L135 11H136L137 8H138V9H137L136 13L133 14L134 16H135L138 12H140L141 10H143V8L137 7V8L135 9ZM130 8H131V5H130V7H129V9H128V10H130V12H131V11H132V8H131V9H130ZM6 9H7V11H6ZM139 9H141V10L139 11ZM18 11H19L20 13H19ZM143 11H145V10H143ZM133 12H134V11H133ZM6 13H5V14H6ZM17 13H18V15H17ZM141 13H142V11H141ZM141 13H140V14H141ZM147 13H148V11H146L145 13L143 12V14L141 15L142 18H143L142 21H140V19H141L140 17H141V16H140V15H137V16H139V21L141 22V23H139V25H138V26H140V27H135V26H133V28H136V29L138 28L137 30H139V28H140V32H141V30H142L141 33H140V32H136L137 34H139V39H138V42H139V43H140L141 40L143 39V36L147 35V34H146V31H147V33H149V30H150L153 26L155 27V24L151 27V24L149 25L150 22L148 21V23H147V20H148L149 17H150V16L147 15ZM19 14H20V15H19ZM39 14H40V15H39ZM41 15H42V16H41ZM145 15H147V18L145 17ZM18 16H19V17H18ZM20 16H21V18H20ZM137 16L135 17V19L138 18ZM40 17H41V18H40ZM144 17H145V18H144ZM28 18H29L30 20H29ZM132 18H134V17L132 16ZM27 19H28V20H27ZM153 19H155V18H153ZM33 20H34V21H33ZM132 20H133V19H132ZM137 20H138V19H137ZM137 20H133V21H134V22L136 21V24H137V23L139 22V21L137 22ZM144 20H145L146 23L143 22ZM150 20H151V17H150ZM28 21H29V22H28ZM130 21H131V20H130ZM130 21L128 22L129 25L131 24ZM154 21H156V20H154ZM154 21H153V23H154ZM163 21H164V19H163ZM142 22H143L144 24H143ZM160 22H161V21H160ZM19 23H20V22H19ZM28 23H29V24H28ZM163 23H164V22H163ZM140 24H141V25H140ZM142 24L145 25L146 27L142 26ZM147 24H148V27H147ZM156 24H157V23H156ZM161 24H162V22H161ZM164 24H165V23H164ZM164 24H163V26H164ZM104 25H105V22H104ZM127 25H128V24H126V26H127ZM129 25H128V26H129ZM132 25H133V24H131L130 26H132ZM101 26H102V27H101ZM128 26H127V27H128ZM130 26H129V27H130ZM136 26H137V25H136ZM160 26H161V25H160ZM7 27H8V26H7ZM62 27H64V28H62ZM129 27H128V28H129ZM1 28H2V29H1ZM124 28H125V27L123 26V30H124ZM128 28H126V30H125V32H127V34H128V30H127ZM130 28H131L130 31H131V30H133L134 32L136 31L135 29H132V27H130ZM141 28H142V29H141ZM145 28H146V30H144ZM147 29H148V30H147ZM0 30H1V31H0V32H1V33H0V39H1V41H0V45H1V43H4V42H5V44H8V46H9V44H10V45H12V44H16V41H19V42H20V40H22V37H21V36H20L21 38H18V35H16L17 37L14 35L15 32L12 34V31H13V30L10 31V30H8V29L6 30V28H5V30H6V32H5L4 28L1 26V23H0ZM2 31H3V32H2ZM7 31H9V32H7ZM143 31H144V32H143ZM10 32H11V33H10ZM71 32H72V33H71ZM79 32H80V34H79ZM134 32L132 33V31H131V33L128 34V35H129V38L125 37V38H127V40H128V39L130 40V37L132 36L131 38H132L133 40H131V41L128 40V42H127L126 44H129V42H130V44H131L132 46L134 45L133 48L129 45L130 48L133 49V50H135L134 48H136L135 53H133L134 51H131L132 54H130V53H129L130 55L128 54V57H127V58H129V60L131 59V57H132V60H133V56L136 57V54H138L137 52H139V50H140V49L137 50V47H138L139 45H138V46L136 45V44H138V42H137V38H136V40H134V38L137 37L138 35H137V36H134V35H136ZM68 33H66V35H69ZM76 33H78L79 36H78ZM142 33H144L145 35H144V34L142 35ZM1 34H2V35H1ZM4 34H5V35H4ZM15 34H16V33H15ZM74 34H76L77 36L74 35ZM130 34H131V35H130ZM133 34H134V35H133ZM10 35H11L12 37H10ZM13 35H14L15 37H13ZM57 35H58V34H57ZM140 35H141V36H140ZM71 36H72V37H71ZM75 36H76L77 38H76ZM1 37H2L3 39H2ZM4 37H5L7 40H5ZM140 37H141L142 39H141ZM198 37H199V38H198ZM203 37H204V36H203ZM203 37H202V35H201V38H202V39H201V38H200V34H199V36H197V40H196V39H195L196 41L193 40V42H194V41L197 42V43H196L197 46L194 45V46H195V51H196V47H197V50H201V49H198V47L200 48L203 44H205V43H201V42H203V41H202V40L204 39ZM11 38H12V39H11ZM17 38H18V40H15V39H17ZM94 38H95V39H94ZM96 38H97V39H96ZM104 38H105L107 41H106V40L103 41V46H102L101 43H102V40H103ZM169 38L171 39V37H169ZM39 39H41V38L38 36V40H39ZM76 39H77V40H76ZM93 39H94V40H93ZM10 40H12V41H10ZM13 40H14V41H13ZM36 40H37V39H36ZM38 40H37V41H38ZM42 40H43V41H42ZM53 40H54V39H53ZM96 40H97V44H96V46L94 47L93 45L96 43ZM163 40H164V39H163ZM3 41H4V42H3ZM6 41H7V42H6ZM41 41H42V42H41ZM49 41H51V40H49ZM89 41H90V42H89ZM98 41H99V42H98ZM100 41H101V42H100ZM125 41H126V40H125ZM134 41L137 42V43H135ZM165 41H166V42H165V43L163 42V44H165V45L170 44V46H168V47H169V48L172 47V43H171V42H170V43H167L168 41H170L169 39H168V40L165 39ZM13 42H14V43H13ZM39 42H41L42 44H43V43L45 44V40H44V39H41ZM39 42H38V43H39ZM47 42H48V41H47ZM108 42H109V44H110V41H108ZM113 42H114V41H113ZM174 42H175V41H174ZM174 42H173V44H174ZM195 42H194V43H195ZM199 42L201 43V46H198V43H199ZM204 42H206V41H204ZM53 43H54V41H53ZM166 43H167V44H166ZM176 43H177V42H175V44H174L175 47H174V45H173V48H174V49H176V48L178 49V47H176V46H178V44L181 45V46H185L186 50H187L188 47H190V46L193 47V46H192L193 43H192L191 41H189V42H186V41H185V42H179V43H177V44H176ZM5 44H4V46H6ZM17 44H18V42H17ZM81 44H82V43H81ZM81 44H79V45H81ZM106 44H105V45H106ZM111 44H112V43H111ZM126 44H125V45H126ZM184 44H186V45H184ZM187 44H188V46H187ZM84 45L82 44L81 46L83 47ZM165 45H163V47H167V46H165ZM189 45H190V46H189ZM205 45H206V44H205ZM8 46H7V48H8ZM81 46H80V47H81ZM106 46H107V45H106ZM135 46H136V47H135ZM186 46H187V47H186ZM207 46H208V44H207ZM2 47H3V46H2ZM82 47H81V48H82ZM93 47H94V48H93ZM168 47H167V48H163V51H164V49H165V50H168V52H169V50H170L171 48L168 49ZM0 48H1V46H0ZM4 48H5V47H3L2 49H0L1 52H3L2 50H4V51L6 50V51H7V48H5V49H4ZM9 48H10V46H9ZM9 48H8V49H9ZM81 48H79V49H81ZM105 48L108 49L107 47H105ZM201 48H205V46L203 45ZM84 49L82 48V50H84ZM131 49H130V50H131ZM174 49L170 50V55H171V52H172ZM193 49H194V48H193ZM96 50H97V51H96ZM101 50H100V51H101ZM189 50H190V51H189ZM90 51H91V50H90ZM102 51H101V52H102ZM105 51H106V50H105ZM128 51H129V48H128ZM191 51H192V53L195 52L194 50L188 49V50L186 51V53H185V50H184V51H183L184 54L182 53V55H181L182 57L180 56V57L178 58L179 60H178L177 58H175L174 55H175V54L177 55V53L174 52L175 54H172V55H171V57H172L171 60H170V58H169L170 56H168V58H169L168 61L166 60L167 58H165V60L167 61V65L164 64V63H166L165 60H163L164 62H162V58H160V61H161V62L159 61V63H160V64L163 63L162 65H163L164 67L169 65V66H172V67H175V66H176L175 68H177V66H179V68H182V67L184 66L185 69H186V68H188V67L185 66L184 63H181V61L183 60L184 56L186 55V57H187V54L189 55V52L191 53ZM78 52H79V55H80L81 57L84 56V59H86V58H85L86 56L84 55L86 52H83V51H82L83 55L80 54V53H81L80 50H79ZM94 52H93V54H94ZM165 52H167V51H165ZM165 52H163V54H164ZM181 52H182V51H181ZM181 52H179V55H180ZM196 52H197V51H196ZM198 52H199V51H198ZM87 53H88V52H87ZM97 53H98V52H97ZM172 53H173V52H172ZM98 54H99V53H98ZM133 54H135V55H133ZM166 54H167V53H166ZM166 54H165V56L167 57V55H168L169 53H168L167 55H166ZM74 55H75V54H74ZM131 55H132V56H131ZM179 55H177V56H179ZM190 55H191V54H190ZM190 55H189V56H190ZM80 56H79V57H80ZM88 56H91V53H90V55H89V54L87 55V59H86V60H90V61H88V62H91V61L93 60L92 63H94V62H95L94 60H97V59H95V58L92 57L93 55H92L91 57H88ZM130 56H131V57H130ZM165 56H164V57H165ZM135 57H134V60H133L134 62H133L132 60H130V63H131L132 65L135 64V60L137 59V57H136V58H135ZM162 57H163V56H162ZM173 57H174V58H173ZM2 58H3V57H2ZM82 58H83V57H82ZM91 58H92V59H91ZM100 58H102V57H100ZM100 58H99V59H100ZM180 58H182V60H181ZM80 59H81V58H80ZM102 59H103V58H102ZM102 59H100V61H101ZM172 59H174V60L172 61ZM175 59H176V60H175ZM184 59L188 60L189 58H188V59H187V58H184ZM82 60H83V59H82ZM82 60H81V61H82ZM86 60H83L82 63H83L84 61H86ZM177 60L180 61V64H181V65H183V64H184V65H183V66L178 65L179 62L176 63ZM186 60H185V61H186ZM102 61H103V60H102ZM102 61H101V63H103ZM136 62H137V61H136ZM169 62H171V63L173 62V64L175 63L176 65L174 66V65H172V64L169 63ZM182 62H183V61H182ZM128 63H129V62H128ZM159 63H158V64H159ZM168 63H169V64H168ZM185 63H186V62H185ZM101 66H102V64H101ZM103 66H104V65H103ZM103 66H102V67H103ZM163 66H162L161 68H164ZM180 66H181V67H180ZM104 67H105V66H104ZM104 67H103V68H104ZM159 67H160V65H157V68H158V69H159ZM161 68H160L159 70L157 69V72H158V71L161 72ZM165 68H166V67H165ZM168 68H170V67H168ZM179 68H177V70H179V73L182 74V71L184 72L185 69L183 68L184 70H182V69H179ZM166 69H167V68H166ZM172 69H173V68H171V71H172ZM189 69H192V68H189ZM163 70H164V69H163ZM163 70H162V71H163ZM168 70H169V69H168ZM175 70H176V69H174V70L172 71V73L175 72ZM193 70H194V69H192V71H193ZM192 71H191V72H192ZM201 71H202V70H201ZM201 71H200V74H201L202 76H204V75L201 73ZM104 72H106V71H104ZM104 72H103V73H104ZM160 72H158V74H160ZM166 72H167V71L165 70V72H164L165 74H164V73H163V74L161 73L162 75H161V74H160V75H161L162 77H165V80L167 81V76H168V75L166 74ZM168 72H169V71H168ZM168 72H167V73H168ZM177 72H178V71H177ZM177 72H175V73H177ZM198 72H199V71H198ZM198 72H194V73L199 74ZM169 73L172 75L171 72H169ZM169 73H168V74H169ZM175 73H173V78L171 77V79H168V80H172V79H174V78L176 77V76H174ZM184 73H187V74H186V80L184 79V78H185V76H184L185 74H184ZM184 73H183V75H182V77L184 76V77H183L184 80H181V81L176 82V83H178V84H176L174 81H173V83H172V81H171L172 84L170 83V81H169L170 84H169V83L165 84V80H164L163 78H161V80H163V81H160L159 84H158L159 86L156 85V86H155L156 89L154 88L153 91H154V90L156 91L158 88H159V91H158V90H157V91H158L159 93H162L160 90H163L164 92H165V91H168V90H167V86H169V88H168L169 90H171V89L174 90V89H175V90H174L175 93L177 92V91H176L177 89H178V92H179L180 90L183 91V90H184V89H183L184 87L181 89V88H180V87H182L181 85L186 84V81H187V83H188V82H189V79H188V78H190V77H187V76H188V73L190 74L189 71H188V72L185 71ZM197 74H193V75H192V73H191V75H189V76L194 77V78H191V79H193V80L196 78V76H197V78L199 79L200 74H199V76H198ZM156 75H157V74H156ZM165 75H166V76H165ZM171 75H170V76H171ZM158 76H159V75H158ZM156 77H157V76H156ZM159 78H160V77H159ZM169 78H170V77H169ZM176 78H177V77H176ZM197 78L195 79L196 81H197ZM201 78H203V77H201ZM180 79H181V77L178 76L177 80H180ZM191 79H190V81H191V83H192L193 80H191ZM175 80H176V79H175ZM177 80H176V81H177ZM195 80H194V82H195ZM162 82H163L164 84H163ZM167 82H168V81H167ZM184 82H185V83H184ZM174 83H175V84H174ZM189 83H190V82H189ZM161 84H162V85H161ZM170 85H171V88H170ZM178 85H180V87L177 88ZM187 85H188V84H187ZM187 85H186V87H187ZM190 85L193 86L192 84H189V86H188L189 88H185V90L188 89L187 91H189V93H190V91L192 92V91L194 90L193 87H192L193 89H191V86H190ZM194 85H195V83H194ZM172 86H173V87H172ZM183 86H185V85H183ZM157 87H158V88H157ZM164 87H165V88H164ZM194 87H195V86H194ZM122 88H123V89H122L121 91H123V93H122L121 91H119V92H117V93H119V94H120V93L125 94V96H124L123 98H125V97L128 96V97H127V98H128V101H127V98H125V99H126V103H128L131 99L135 100L136 98H138L137 101H139L140 99H142V98L139 99V97H142V96L144 95V93H143V94H142V93L139 94V92H136V91H132V92L130 93V89L127 88L126 90L129 91V92H127V91L125 90L124 87H122ZM161 88H162V89H161ZM124 90L126 91V93H124V92H125ZM148 90H150V88H149ZM148 90H147V91H148ZM40 91H41V90H40ZM40 91H39V92H40ZM151 91H152V89H151L149 92H151ZM182 91H181L180 94H182ZM36 92H38V91H36ZM36 92L34 91L35 94H33V92H31L33 95L30 94V96L34 97V96L36 95L35 97H37V94H38V96H39L40 93H39V92L36 93ZM171 92H173V91L171 90L169 93H171ZM178 92H177V93H178ZM183 92H184V91H183ZM128 93L131 94L132 96L136 97V98H134V97L131 98V96H130ZM134 93H137V94L134 95ZM154 93H155V95L153 96ZM165 93L168 94L167 92H165ZM165 93H163V94H165ZM175 93H173V94H175ZM184 93H185V92H184ZM119 94H118V96L120 97V95H122V94H120V95H119ZM145 94H146V93H145ZM148 94H149V95H152L153 98H155V96H156L158 99H159V98L161 99V95H162V94H160V95H159L160 97H159L158 94H157L156 92H153L152 94L147 93V96H149ZM156 94H157V95H156ZM166 94H165V96H166ZM171 94H172V93H171ZM173 94H172V95H173ZM27 95H29V94H27ZM86 95H88V94H86ZM138 95H139V97H137ZM141 95H142V96H141ZM169 95H170V94H168L167 97L162 96L163 98H162L161 103H162L163 101H164V102L166 101V103H168V101H167V99H168V100H169V105H168V106H170V104H172L173 107H174V104H175L176 102H173V100H172L173 98H172L171 96H170V97H171V100H170L169 97H168ZM175 95H176V94H175ZM182 95H183V94H182ZM182 95L180 96L179 94H177V96H174V95H173V97H174L175 99H176V98H179V96H180V98H182ZM184 95H185V94H184ZM30 96H29V98H32V97H30ZM90 96H91V95H90ZM26 97H27V96H26ZM26 97H24V98H26ZM85 97H87V100H88V96H85V95H84V98H85ZM183 97L186 98V97H188V95H187V96H183ZM24 98H22V99H24ZM37 98H38V97H37ZM37 98H35V99H37ZM84 98H81V99L83 100ZM92 98H94L93 100H95V97H93V96H91V98H90L89 100L92 101ZM129 98H131V99H129ZM153 98H152V99H153ZM26 99H27V98H26ZM26 99H25V101H26ZM35 99H34V98L31 99V100H30V99H27V100H28L27 102L36 103V102H35ZM149 99H151L150 96H149ZM149 99H148V102L143 103V104H144V105H143L144 107H143L141 104L139 105L140 107L134 105V106H136L137 108H136V107H133V106L130 105L131 107L134 108V110L136 109V110H135L136 112H135L134 110L132 111V115H133V117H134L135 119H134L133 117H130L131 115H128L129 117H127V116L125 117V118H126V122H125V123L127 124V121L129 120V121L131 122V123H130V122L128 121L130 124L128 123L127 125H126V124H125V125H122V124H124V122H123V120L120 119V118H121V115H118V113L114 114L113 116L117 115L118 117H120L119 119L122 121V122H121L122 124L120 123V120L117 119V118H118L117 116H116V117H113V116H112V118H115V119H116V120L114 119V121L119 120L118 123L121 125L120 127L118 126V127H119V129H118L119 132H118V131L116 130V127H117V126L115 125V124H117V123L115 122L114 125H115L116 127H115V126H114V127H115V130L117 131L115 136L117 137V136H118V133H119V135H120V134H124L125 136H126L125 133H129V134L131 133L130 136H127V137H124V138H125V139H126V138L128 139V137H130V139H132V141H131L130 139H128V141H131V142H128L127 139L125 140V142L127 141V142L129 143L128 145H132L133 148H132L131 146H128V145H127V142L125 143L124 141L118 140V139H121V135H120V137H117L116 140L121 141L122 143H124L125 146L127 145V147H129L130 149H131V148H132L133 150L135 149V150H134V151H135V152H134L135 155H133V154H134L133 151L130 152V150H129L128 148H127V149L124 148V151L129 150L128 154H130V155L133 153L132 155H133V158H134V159L136 158V156H139V155H140L139 158L137 157L138 160H139V159H140V160L142 159L144 162H143L142 160H141V161L139 160V162H138V160H135V162H137L136 164H140V165H142V164L144 163V164L147 165L146 162H151V161H153V162L155 163V160H154V159H158V158H155V157H158L159 154H161V155L163 154L164 157H165L166 159H168L169 162H168L166 159L163 160V159H164V158H163V155H162V157H161V155H159V157L162 158V159H161L162 162H163V161H167V162H164V165H163V163H162V165L160 166L161 162H160V164H157L158 162H157V160H156V163H155V164H157V166H156V165H155V166H156L157 168H156V167H152V166H154V163H153V162L148 163V165H147L148 170H147V167H145L146 165H144V164H143L142 166H139V165L136 166L135 162H133L134 160L132 161L133 163H130V161H129V157L131 158V156H128V157H127V158H128V163H129V164H132L133 166H132V165H129V164L127 163V165H129L128 170H130V171H128L126 168H125V169L122 168L123 171H119V174H118V173H115L114 170H112V168H113V166H112V164H111V163H112V162H111L112 160L110 159V157H111L112 155H109V156H110L109 158H108V157H104V160H105L106 158H107L108 160H105L104 163H102V161H100L102 164H101V165L99 164V165L102 166L103 164H105V165H107V167L109 166L108 168H110V167L112 166V167L109 169V171H110L111 173L108 171V168H107L106 166H105V167H106L105 169L100 168V169H103V170H101V172L104 171V170H107V171H105V174H104V173H102V174H104L105 176H108V177H110L111 174H112V175H111L110 178L105 177L104 179L101 178V180L103 179V180H105V182H106L107 180L110 179V181H108V182H109L108 184H109L110 186H108V185H104L105 183H104L103 185H100L101 183L97 182V180H99V181L101 182V180L99 179V177L103 176L102 174H101V176H99V175H100V172L92 171V173H94V175H95V173H96V175H95L96 177H95V179H94V182H96L95 184H93V183H94V182H93V178H94L93 176H94V175H93L92 173H91V176H92L93 178H91L90 176H87L88 174H86V172H85V174H86L85 176H87V178L90 177L92 180H90V178L87 179L82 173H80V175H81V174L83 175V178H81L82 175H81V177H80L79 172H77V171H75V170H74V172H77V173H74V172H73V169H74L73 167H74L75 164H77V163L74 164L75 161H74V162L72 161L73 164H74V166H72V165H73L72 163H71V164H72V165H71L70 162L66 161L67 159H69V156H70V155H69V156H66V155H67L66 153H68V152H72V151H69V147H68L69 145L67 146V144H64V145H65L64 147L67 146V148H68V149H67L68 152H67V150L65 149L66 152H65V151H64V152H65L66 155H63V156L61 157V159H60V155H62V153H60L61 150H60V152H58V153H60L59 156H58V155H57V156L52 155V154H57V150L61 149L59 146H57L59 149H56V153H54V152H53V153H49V152H48L49 154H47L46 152H44V151L42 152V151L40 150V151H41V152H40L41 154H40L39 156H42V155L46 154V155L44 156V159L41 158V157H40V159H38V157H39L38 154H37V155H36V154L34 155V154H31V153L27 152V153H29V154H31V155H34V156H31V155L28 154V155H29V156H28V155L26 154L27 157L30 158V159H28V158L26 157V155L23 156V152H21V153H22L21 157L23 156L22 158L19 157V156H17V155H19V154H21V153L18 152V150H17L16 148H18L17 146H19V148L21 147V149H22V142H20V141H15V140H13V141L10 140L11 142H14V141H15L12 145H15V147H16L15 149H16L17 152H16V151L13 152V151L11 150L12 148H11L10 150L8 149V151H9V152H8L6 149H3L2 147H4V145H5V146L7 145V147H8L9 145L6 143V141H5L6 144L3 145L2 143L4 142V140H1V142H0V152L2 153V152L4 151V153H9V154L13 153V154H11V155H9V156H8V154H7V155L5 154V155H6V156H5V155H3L4 153H3V154L0 153L1 158L3 157V158L5 159V158L7 157L6 160L10 162V165H9V162L7 163V162H5L6 160H5V161L3 160L4 162H2V165H1L2 168L0 167V188H1V186H2V188H3V186H5V187L7 188V191H8V189H9V192H10V191L12 190V188H10V183H11V182H15L14 185H16L17 188H16V187L13 185V183H12V185L15 187L14 190L16 191V189H17V191H18L19 188H20V192H17V191L15 192V193H16V196L19 194V197H17V198H15L16 196H14L15 193H13V192H14L13 190H12L13 192H12V191L10 192V194H12V195H9V197L11 196L10 198L7 197V195H8L9 193L6 194V192H7L6 189H5L6 192L4 191L5 196H4V194H3V195L0 194V195H1V196H0V264H11V263L8 261L7 257H6L7 251H6V249H5V244L2 242V241L5 239L6 236H8V237L10 236L11 238H13V236H14V238H16V240H17V242H16L15 244H16L17 246H19V245L21 244L19 247L22 248V249H21L20 252L18 253L19 255H21V254H26V253H32V252H37V253H41V254H50V253H56V252H65V251H67V250L74 249V246L76 247V245H77V246L79 245V242L81 241L82 236L84 237V234L89 230V228H95L97 231H99V233H100L101 235H103V236H105V237H111L110 234H114V236H117V239H119L120 241H123L122 245H120V246H122V249H124L125 256L123 257V259H125L126 264H146V263H147V264H165V263L163 262V259H164V261L166 262V264H168L169 262H171V261H169L171 257H172L171 259L173 260V259H176L178 256H180V257L184 260V261H183V260H181V261H182L183 263H185V264H192L194 261H198V260H199V261H198L199 264H203V261L205 260V258H206L207 256L204 257V256H203L204 254L201 256V255H200L201 252L203 251L202 253H205V250H206V249L209 250V248H207V247H209L210 244H214V241H215L216 237H218V236H216V235H219V236L221 235V233H220L221 231L218 232V230H217V232H215L216 230H215L214 228H215V226H216L217 224H216V225H212L213 222L216 223L217 221H219V222H217V223H218V224L220 223L221 226H222L221 222H225V223H223V225L225 224L224 228L226 227L225 230H226L227 232L224 230L223 226H222L221 228H222V231L224 230L226 233H228L229 230H230V232H231L230 227L233 229L234 225H235V227H238V226H239L240 229H239V228H235L237 231H235V229H233V230H232V231H233V234H232V233H229V235L232 234L231 236L234 235V237H235V236H236L235 234H236L237 232L239 233V231L242 232V230H243L242 233L245 234V235H243V237L245 236V238H243V241H244V242H241L242 240H241L240 242H241L242 244L246 243V244H247V247H248L247 249L249 250V252L251 251V252H252V255H257L256 257H258V258H261V257H262V262H263V260H264V236H263V235H264V227L261 228V226H264V224H263V223H264V215L262 214V213H264V212H262V211L264 210V209H262V208H264V207H261V209H259V210H258L257 208H259V207H258L259 205H264V201H263V203H261V204H257V201H260V200L262 201V199H264V191H262L263 188H264V187H263L264 185L261 186V187H263L262 190H261V188H258V187H260V186L258 185V187H257L258 189H257V188H254L255 191L252 189L253 191L251 190V192H250V191L248 192V194H250V193H252V192H253V193L256 192V193H254V194L252 193V196L249 195V196H251V197H253V198L248 197V196H247V193H246V196H245V197H240V199L244 198V200H243V199H242V200L238 199V200H240V203H239V208H238L239 210H236V213H233V212H235V211H232V210L234 209V208L232 209V207H231V206L234 205L233 203H232L233 205H231V206L228 207V208L231 207V209H232V210L229 209V210H231L230 213H229V211H228V208H227V211H226L227 214L224 213V211L219 210V209H216V210L214 209V210H212L213 208L216 207V205L218 206V204H219V203H217V201L220 200V199H218L220 196H219V197L217 196V199H218V200H217L216 198H215L216 200H214V196L217 194V191H218V190H221V189H225V190H227V188H224V187H229L228 184L231 183V181H232L235 177H237V176H239V178L241 177V180H245V179H242V178H244L243 176H240V175H241L240 172H241V171L244 172V170H246V168L249 167V166H248V167L244 168L245 165L247 166V164H248L249 162H250L249 164H251V160H252V158H253L254 156H257V153H258V155H259V154H261L262 156L264 155V154H263V153H264V148H263L264 145L261 146L262 144H261V141L259 140V138L256 140V139H254V138H256L257 136H254V138H253V135H252V134L256 135V133H255L256 130H253V129H257L256 127L254 128V126H255V122L258 121V119L255 121L256 116L253 115V117L255 116L254 119H253V117H252V119H253L255 122H254V121L251 122V119H250L251 116H250L249 118H247V116H244V115H252V114H242V115L246 118V121H245V120H239L240 118H242V116L239 115V114H241V113H239V114H237V115H235V114H232V115H231V114H228V112H227V113H226L227 116H226V114H225V112H224L223 114H225V115H222V116H224V118H225V120H224V118H223V117L221 116V114H220V113H222V112H220V113H217V114H219V116H218L219 118L222 117V120H221V119L219 120L218 118H215V117L213 118V120H214V123H217V124L219 123V124H220V121H221L222 123L220 124V126H219V125L217 126V124H216V126L214 127V126L211 124V122H212V121H211V120H212L211 115H213V116L216 115V117H217V114L214 115L213 112L215 113V112H218V111H214L215 109H214V110H211V108H210V111H211L212 114H211L210 111H209V113H210V115H209L208 112L206 111V112H207V115L209 116V119H211L210 121H208L209 119H208V117H207V119H208L207 121H208V123H209L210 125H209L208 123H204V122L206 121V118H204L203 121L200 120V119H202L203 117H202V118H201V117H199V118L197 117L201 122H200L199 124L196 123L195 121H196V120L199 121V120L196 119V117H195V120H193V122H195V123H193V124H194V125L196 124V127H197V128H195V126H193V127L195 128V130L193 131V129L187 127L186 125H187L189 122H191V123L188 124L190 127H192L191 125H193L191 119H193L194 117L191 118V115H192V116H194V115H193V114H189V113H191V111H192V113H193V111H194V107H196V103H195V104H191V106L195 105L193 108H189V107H191L190 104H189V101H188V100H190V99L187 98V99H188V100H187L188 103H186V104H188V107H187V108L192 109V110H191V111L189 110L190 112L188 113V109H187V113H188V114L186 113L187 115L184 113L185 117L190 118V119H187V120H189V121L186 120L188 123H187V124L184 123V124H185V126H186L187 128L190 129V131L194 132V134L196 135V136H195L196 147L194 146V147L196 148V149H195L196 152H195V151L193 150V148L191 147V146H193V144L195 145V143H193V144L191 145V143L194 141V139H191L192 136L194 137V134H192V132H190V133L192 134V136H191V134H190L189 137H188V138H190V139L192 140V142H190V139H188L189 142H190V144H189L188 142H187V143L185 142V143L188 144V145H186V144H182V149L180 150V149H179V146H180L179 144H177V143H176V144L172 143V144H173L172 147H174V149L170 146V147L172 148V149H171L172 151H171V150L169 149V148H170L169 146H168V148H167V145H170L171 143H170V141L168 142V140H169L168 137H169V136H168V135H167L168 137L166 136V129H165L166 126H165V125H166L167 122L169 123L173 118L175 119L176 117L180 116L179 114H180L181 112L179 113V110H177L178 112L176 111V112H174V113H170V112L176 110V109H175L176 106L174 107V109H175V110H174L173 107H172V109H171V108H169L167 105H163V104H162V105H161V108H159V110H160V109L162 110V109H163L162 107H165V106L168 107L169 110H168V108L165 109L166 113L169 114L168 117L171 116V118H172L173 115H175V113H178V116L173 117L171 120L169 119L170 121H167V120H166V122L163 121V123L161 124V121H160V120H157V119H160L159 117L161 116V113H163L162 111H164V109H163V110L161 111V113H160V112H158V111H159L158 108H156L157 106L159 107V104L157 105L156 101H160V99H159V100H158V99L156 100V98H155V99H153V100H152V99L150 100V101H154L155 103H154V102H153V103H152V102H149ZM175 99H174V101H175ZM84 100H86V99H84ZM87 100H86V101H87ZM120 100L123 101V102L125 103V101L122 100L121 98H120ZM25 101H22V103H21V104L24 105V106H22L23 108H25L26 105H28L27 108H31V107L34 105V104H29V103H27V104L25 105V104H24V103H26ZM170 101H172L174 104H173L172 102H170ZM179 101H180V102H179ZM181 101H182V100H177V102H179V103H178L179 106H178V105H177V106H178L179 108L182 107L183 110H182V109H180V110H181L182 112H184V110L186 111V106H187V105H186V106L184 105V103H185L186 100L182 101L183 103H182ZM23 102H24V103H23ZM82 102H83V101H82ZM88 102H89V101H88ZM93 102H94V101H92V104H93ZM164 102H163V103H164ZM124 103H123V104H124ZM131 103H132V100L130 101L129 104H131ZM150 103H151V104H150ZM158 103H159V102H158ZM161 103H160V104H161ZM180 103H182V105H184L185 109H184V107H183ZM190 103H191V102H190ZM193 103H194V102H193ZM90 104H91V102H90ZM92 104H91V105H92ZM129 104L126 105V106H127L126 109H127L128 111H129V108H130V107H128ZM152 104H154V106H153ZM155 104H156V105H155ZM164 104H165V103H164ZM197 104H199V103H197ZM31 105H32V106H31ZM87 105H88V104H87ZM93 105H94V104H93ZM147 105H149V106H148L149 108H147ZM202 105H203V104H202ZM78 106H79V105H78ZM78 106H77V107H78ZM94 106L97 107V106H96V103H95ZM126 106H124V107H126ZM151 106H153V107H151ZM180 106H181V107H180ZM197 106L199 107V105H197ZM74 107H76V106H74ZM80 107H81V106H80ZM80 107H78V109H79ZM85 107H86V105H85ZM89 107H90V106H89ZM145 107H146V109H145ZM150 107H151L152 110L150 109ZM154 107H155L156 110L154 109ZM166 107H165V108H166ZM178 107H176V108H178ZM198 107H197V108H198ZM204 107H205V108H204ZM204 107H203V106H202V107L200 106V108H203V109H205V110L208 109L207 105L204 106ZM206 107H207V108H206ZM92 108H94V107H92ZM143 108H144V109H143ZM179 108H178V109H179ZM124 109H125V108H124ZM124 109H123V110H124ZM126 109H125V110H126ZM138 109H139V110H138ZM140 109H142L143 111L140 110ZM148 109H149V110H148ZM198 109H199V108H198ZM203 109H201V110L204 111ZM212 109H213V108H212ZM123 110L121 111V113L123 112ZM125 110H124V112H125ZM127 110H126V112H125L126 115H127V112H128ZM146 110H148L150 113L153 111L154 114L152 113V114H153L152 116L155 115V118H157V119L155 120V118L152 117V116L150 115V113H149L148 111H146ZM150 110H151V111H150ZM157 110H158V111H157ZM170 110H172V111H170ZM208 110H209V109H208ZM138 111H140V113H139ZM154 111H156L157 114H156V112H154ZM212 111H213V112H212ZM124 112H123V113H124ZM133 112H135V113H133ZM144 112H146V114H145ZM75 113L77 114V112H75ZM75 113H74V114H75ZM129 113H130V111H129ZM129 113H128V114H129ZM142 113L145 115L144 117H143V114H142ZM148 113H149V114H148ZM164 113H165V112H164ZM203 113L205 114V112H203ZM74 114H73V115H74ZM76 114H75L74 116H75V117H76V116L78 117L79 114H81V113H79L78 115H76ZM119 114H120V113H119ZM130 114H131V113H130ZM170 114H171V115H170ZM172 114H173V115H172ZM182 114H183V113H182ZM149 115H150V116H149ZM163 115L165 116V114H163ZM176 115H177V114H176ZM184 115H181V117L184 116ZM188 115H189V116H188ZM230 115H231V118H230V117L228 118V116H230ZM74 116H73V117H74ZM122 116H125V114H123ZM156 116H157V117H156ZM225 116H226V117H225ZM232 116H233V117H232ZM240 116H241V117H240ZM79 117H80V116H79ZM142 117H143L144 119H143ZM145 117H146V118H145ZM148 117H149V118H148ZM166 117H167V116H166ZM168 117H167V118H168ZM181 117H180V118H181ZM236 117H238V120H239L240 122H242V123H240V122L236 119ZM239 117H240V118H239ZM123 118H124V117H123ZM123 118H122V119H123ZM125 118H124V121H125ZM127 118H128V119H127ZM129 118H130V119H129ZM151 118H152V119H151ZM153 118H154V119H153ZM164 118H165V117H164ZM167 118H166V119H167ZM232 118H235V119L237 120V123H236V120H234V119H232ZM245 118H242V119H245ZM142 119H143V120H142ZM174 119H173V120H174ZM177 119L179 120V118H177ZM177 119H176V121H178ZM216 119H218V120H216ZM229 119H230V120L232 119V120H231L232 123H229V122H228L230 125L226 123V121L229 120ZM247 119H248V121H247ZM249 119H250V122H249ZM73 120H74V118H73ZM73 120H72V121H73ZM76 120H78V123L81 121L79 118H76ZM131 120H135V122H133V121H131ZM173 120H172V121H173ZM184 120H185V119L182 117V118L178 121L179 123H178V122H175V121H174V122L177 123V124H181V122L184 121ZM190 120H191V121H190ZM204 120H205V121H204ZM223 120H224V121H223ZM112 121H113V120H112ZM114 121H113V123H114ZM157 121H158V122H157ZM159 121H160V122H159ZM180 121H181V122H180ZM186 121H184V122H186ZM233 121H235V123H233ZM76 122H77V121H76ZM132 122H133V124H132ZM223 122H224V123H223ZM238 122H239V123H238ZM243 122L246 124L247 127L244 126L245 124H244ZM248 122H249L250 124H249ZM164 123H165V125H163ZM225 123H226V124H225ZM256 123H257V122H256ZM54 124H55V123H54ZM76 124H77V123H75V125H76ZM79 124H80V123H79ZM79 124H78V125H79ZM131 124H132V126H131ZM160 124H161L163 127H160V126H161ZM171 124H172V123H169L170 126H171ZM173 124H174V123H173ZM177 124H176V126H177ZM247 124H248V125H251V127H253V128L251 129ZM252 124H254V126H252ZM56 125L58 126L59 124L56 122ZM56 125H55V126H56ZM78 125H77V128H78ZM117 125H118V124H117ZM167 125H168V124H167ZM214 125H215V124H214ZM0 126H1V125H0ZM81 126H82V124H81ZM81 126L79 125V127H80V131L78 130L79 128H78V129L76 128V130H78L79 133L81 132L80 134H82V131H84V129H85V127H83L84 125L82 126V129L84 128L83 130L81 129ZM126 126H127V127H126ZM130 126H131V127H130ZM3 127H4V126H3ZM114 127H113V128H114ZM125 127H126V129H124ZM132 127H133V128H132ZM186 127H185V128H186ZM241 127H242V128H241ZM0 128H2V127H0ZM161 128H162V129H161ZM243 128H247V129L249 128V129L247 130V131H248L247 133H249V134H250L252 131L254 132V133L251 134L252 137H251V135L249 136V140H248L247 137H245V136H248V134H245L246 132L243 131V130H246V129H243ZM123 129H124V130H123ZM163 129H165V133H164V130H163ZM189 129H187V131H189ZM196 129H197V130L199 129V130H198L199 133L202 131V133L199 134L200 136H199L198 138H196V137H197V134H196V133H197V130H196ZM238 129H239V130H238ZM0 130H1V129H0ZM81 130H82V131H81ZM113 130H114V129H113ZM115 130H114V132H115ZM122 130H123L124 132H125V130H127V131H126L125 133H123ZM161 130H163V132H162ZM241 130H242V131H241ZM78 131H77V133H78ZM120 131H122V132H120ZM195 131H196V132H195ZM225 131H226V132H225ZM239 131H240V132H239ZM249 131H251V132H249ZM161 132L164 134V136H163V134H162ZM243 132H245V133H243ZM223 133H224V134H223ZM225 133H226V135H225ZM227 133H228V134H227ZM242 133H243V134H242ZM114 134H115V133H114ZM201 134H202V135H201ZM221 134H223V135H221ZM228 135H229V136H228ZM162 136H163V137H162ZM165 136L168 138V140H167V138H166ZM190 136H191V137H190ZM218 136H219V137H218ZM222 136H224V137H222ZM225 136H226V137H225ZM227 136H228V138H227ZM0 137H1V136H0ZM65 137H66V136H64V139H63V140H66ZM69 137H70V136H69ZM69 137H68V138H69ZM220 137H222V138L225 139V140L227 139V140H229V141H231V142L233 141V142H232L233 144H232V143L230 144V145H233L232 147L236 146V145H234V142L237 143V144H239V145L237 146V147H238V150H236L235 147H234L235 149H232V151H233V150H236L235 152L233 151L234 154L231 153V155L233 154L232 158H233L234 155L236 154V155H238V156H237L235 159H237L238 157H240V158L243 157L242 159H244V156H241L242 154L239 153V147H240V148H243V146H244L245 149H246V147L248 146V147H247L248 149L250 148L251 150L254 149V150H256V151L253 150L254 153H252V152L250 151V149H249V151H248V149H247V150L243 149V151L245 150V152H246V153H245V152H242L243 155H244V153H245L248 157H247L246 155H245V156H246L247 158H250V159H248L249 161L247 160L246 157H245V159L243 160L244 162H245V160H246V161L248 162V163L246 162L247 164H246V163H234L236 160L234 161L233 159H232L233 161H232V160H229V161H232V163L230 162L231 164H228V163H229L228 160L226 161V159H224V158H223V159L219 158V157H221V155L223 156L222 153H221V155H220V154H219V155H216V153H215L214 156L212 155V154H213V153H212V154H211L212 157H211V155H208V153L212 152V151H210L209 149H207L208 147H209L210 149L213 148L212 150L215 151V152H217V149H218L217 146H218V147H221V146H222V143H220V142H219V145H217V144H218L217 142L221 139ZM250 137H251V138H250ZM6 138H7V137H6ZM159 138H160V139H159ZM162 138H163V139H162ZM170 138H171V137H170ZM217 138H218V141L215 140V139H217ZM246 138H247V139H246ZM252 138H253L254 140H256V142H255L254 140H251ZM158 139H159V140H158ZM79 140H80V138H78V140H77V138H74L73 136H71V138H69V140H68V144H70V150H71L72 148H73V150H75V148H76L77 146H78V148H76V150L79 149V146H80V143L78 142ZM122 140H123V138H122ZM143 140H144V141H143ZM225 140H224V141L220 140V141H221V142H226V144L229 145V141L227 142V141H225ZM2 141H3V142H2ZM66 141H67V140H66ZM66 141H65V142H66ZM159 141H160V142H159ZM213 141L217 143V144H216V147H215V144H214V147H210V146L213 145V143H214ZM252 141H253V142H252ZM258 141L260 142V146H261V147H260V150H259V143L257 144L258 146L254 144V142L257 143ZM7 142H9V141H8V138H7ZM11 142H10V143H11ZM19 142H20V143H19ZM121 142H120V143H121ZM132 142H133V144H132ZM165 142H166V143H165ZM171 142H174V141L171 140ZM130 143H131V144H130ZM169 143H170V144H169ZM200 143H201V144H200ZM18 144H19V145H18ZM20 144H21V146H20ZM103 144H105V145H103ZM103 144H98V145H100V146L98 147V150H99V148L101 147V145H102V146H106V147L108 146V144L106 145V143H103ZM143 144H144V147H143ZM199 144H200V147H198ZM226 144H224V145H226ZM252 144H253V145H252ZM1 145H3V146L1 147ZM23 145L25 146V151H27V149H26L27 146H26L25 144H23ZM120 145H121V144H120ZM122 145H123V144H122ZM122 145H121V146H122ZM174 145L176 146V149L178 148L179 151H181V153L178 152V151H177V152H178L179 155L182 154V156H184L183 158H185L186 162L191 160L190 163H186V162H185L186 164H185L184 162H182V163H184V165H186V166L181 165V167L184 166L183 168L180 167L181 162H180V164L178 163L179 160L181 161V159H179V158H182V157H179L178 154H176V156H178V157L175 158V154L172 153L173 150H175V146H174ZM177 145H179V146H177ZM220 145H221V146H220ZM240 145H241V146H240ZM254 145H255L256 147H255ZM10 146H11V144H10ZM162 146H163V148H162ZM185 146H187V147L190 146V148H192V151L195 152V153H194L195 156H194V154H193V155L185 154V153L187 152V150H190V148H188V149L185 150ZM201 146H202V147H201ZM205 146H206V149H207L206 151L204 150V149H205ZM207 146H208V147H207ZM251 146H253V147L251 148ZM11 147H12V146H11ZM93 147H94V146H92V148H93ZM96 147H97V145H95L94 149H95ZM122 147H123V146H122ZM134 147H135V148H134ZM157 147H158V148H157ZM160 147H161V148H160ZM164 147H165L167 150H166ZM180 147H181V146H180ZM183 147H184V148H183ZM187 147H186V148H187ZM9 148H10V147H9ZM23 148H24V147H23ZM108 148H109V147H108ZM120 148H121V147H120ZM198 148H199V149H198ZM201 148H202V149L204 148V149L202 150ZM13 149H14V148H13ZM15 149H14V150H15ZM21 149H20V150H21ZM94 149H93V152H94ZM96 149H97V148H96ZM96 149H95V151H98V150H96ZM125 149H126V150H125ZM132 149H131V150H132ZM163 149H164V150H163ZM178 149H177V150H178ZM261 149H263V150L261 151ZM22 150L24 151V149H22ZM101 150L104 151L105 148H104V149H100V151H99L98 153L94 152V155H96V154H101ZM119 150H121V149H119ZM122 150H123V148H122ZM122 150H121V153H123ZM146 150H147V151H146ZM155 150H156V152L154 153ZM182 150H184V151H186V152H184V151H182ZM219 150H220V149H219ZM219 150H218V152H221V150H220V151H219ZM240 150L242 151V149H240ZM257 150H258V151H257ZM5 151H6V152H5ZM107 151H108V149H107ZM207 151H209V152L207 153ZM232 151H231V152H232ZM241 151H240V152H241ZM91 152H92V150H91ZM93 152H92V153H93ZM174 152H175V151H174ZM183 152H184V153H183ZM197 152H198V153H197ZM218 152H217V154H218ZM237 152H238V153H237ZM247 152H248L249 154H248ZM255 152H257L256 155H254ZM17 153H19V154H17ZM24 153H26V152H24ZM42 153H43V154H42ZM75 153L77 154L76 151H75ZM75 153H74V151H73V154H75ZM102 153H105V151L102 152ZM106 153H107V152H106ZM171 153L174 154V158H172L173 155H172ZM188 153H189V151H188ZM190 153H191V152H190ZM190 153H189V154H190ZM205 153H207V155L210 156V158H205V157H207V155L205 156ZM250 153L253 155L252 158L250 157V156H251ZM16 154H17V155H16ZM63 154H64V153H63ZM68 154H69V153H68ZM73 154H72V155H73ZM76 154H75V155H76ZM78 154H80L79 150H78ZM119 154H120V151L118 152V155H119ZM124 154H125V153H124ZM124 154H120V155L122 156V155H124ZM128 154H127V155H128ZM146 154H147V155H146ZM151 154H153V156H155V157L150 156ZM12 155H13L14 158L11 157ZM47 155H48L49 157H47ZM50 155H51V156H50ZM75 155H73V157L70 156V158H71L72 160H73L74 158L77 159V156H78V155H77L76 157H74ZM102 155H103V154H102ZM104 155H105V154H104ZM104 155H103V156H104ZM116 155H117V154H116ZM116 155H115V157L117 158L118 155H117V156H116ZM141 155L143 156V158H142ZM165 155H166V156H165ZM167 155H168L169 157H167ZM171 155H172V156H171ZM236 155H235V156H236ZM239 155H240V156H239ZM249 155H250V156H249ZM4 156H5V157H4ZM16 156H17V157H16ZM37 156H38V157H37ZM64 156L66 157V159H65ZM79 156H80V155H79ZM90 156L93 157L92 154H91ZM99 156H100V155H97V157H99ZM124 156H126V154H125ZM124 156H123V157H124ZM134 156H135V157H134ZM170 156H171V157H170ZM190 156H191V157L194 156V157H193L194 161H193V159H190V158H191ZM217 156H218V157H217ZM24 157H26V159H25ZM42 157H43V156H42ZM45 157H47V158H45ZM55 157H56V158L59 157V158H57V159H60V161L62 160L63 163L61 162V164H60V161L57 160ZM97 157H96V158L93 157L94 159H92V161H91V160L89 161L90 164H91V166H94V165H95L94 162L98 160ZM101 157H102V156L99 157V158H100L99 160H103V158L101 159ZM113 157H114V154H113ZM113 157H112V159H113ZM123 157H122V159H123V161H125V163H126L127 159H126V158H123ZM144 157H146V158L149 157V158H147V159H149V161H145L144 159H146V158H144ZM151 157H152V159H153V158H154V159L152 160ZM216 157H217L218 159H221V160H224L225 162H227L228 165H227L226 163H225V164L223 163V165H226V168H223V167H225V166L222 165V162H223V161L221 162V160H220V162H221V166H222V167L218 165L220 162H218V161H219L218 159H217V161H216V159H215ZM3 158H2V159H3ZM17 158H20V159H17ZM23 158H24V159H23ZM31 158H33V159H31ZM78 158H79V157H78ZM118 158L121 159V157H119V156H118ZM133 158H132V159H133ZM160 158H159V159H160ZM171 158H172V159H171ZM183 158H182V160H183ZM240 158H238L236 162H240V160L242 161V159H240ZM255 158H256V160H257V158H259V157H255ZM16 159H17V160H20L21 162H20V161H17ZM27 159H28V160H27ZM34 159H36V162H35ZM42 159H43L44 161H42ZM55 159H56L57 161H56ZM63 159H65V162H64ZM71 159H69V161H71ZM80 159H81L80 162H81V161H84V160H82L83 158L80 157ZM95 159H96V160H95ZM109 159H110L111 161H110V162H106V161H109ZM170 159H171V160H170ZM173 159H174V160H173ZM175 159H177V160H175ZM189 159H190V160H189ZM205 159H206V160H207V159H209V160H210V159H213V161L218 162L217 164L214 163V162H212V163H214V165H215V164L218 165V166H217L218 168H216V171H217V170H222V168H223V169H227L228 166H229L230 169H231V166H230V165L233 164V165H232V169H231L232 171H231V170H230L231 172H230V171H227V174H228V172H229V174H228V175H229V182H228L227 179H226L227 181H225V179H224V177L226 178V177L228 176V175H226V172H224V171H226V170L222 171V172H224V173H223V176H224V174H225L226 176H224V177L222 178V176H221L222 173H221V171H220V172H218V173L220 174V175H219L220 177H218V176H217V177H214V180H215V181L211 182V181L213 180V178L211 179V178H209V177H211V176H212V177L215 176V175H211V174H215V171H214V172H208V169H209V168L211 167V165H213V164H212V163L209 164V162H208L207 164H209L210 167H209L208 165H207V166H204V165H206V164H205L206 161L204 162V165L201 167L202 164L200 165V163H202V161H204ZM253 159H254V158H253ZM259 159H260V160H259ZM259 159H258V160H259L258 163H259L260 161H262V158H259ZM263 159H264V157H263ZM24 160H25V161H24ZM29 160H30V161L33 160V161L30 163V165H28V163L30 162ZM94 160H95V161H94ZM115 160H116V159H115ZM117 160H118V159H117ZM117 160H116V161H117ZM130 160H131V159H130ZM185 160H183V161H185ZM238 160H239V161H238ZM16 161L18 162V165H19V163H20L19 166H20L21 168H19V169H21V170H20L19 172L21 173V176H22V175H26V174L29 173V175H26V177H24V178H23V176H22V180H23V179L25 180V178H26L25 182H26L27 186H30V184L32 185V184H34V183H37V181H36V182L34 181L35 179L37 180V176L40 175V177H39L40 179H39V178H38V179L41 180V178H42L45 174H48L47 177H50V176L52 177V176H53V178H51L50 180L53 179V181H54V180L57 178L58 180H57V181L55 180L57 184H58L59 179H60L59 184H60V182L63 180V179H61V178H58V177L61 176V177L65 178V181H64L65 183H66V182L68 183V181H69V184H70L71 187H74V185H75V184H73V181H71V180L76 179L75 181L77 182V179H78V181L81 179L80 182L83 181V180H85V181H83V183H84V182H85V183H86V182H87V183L90 182L89 185L91 184V187L93 186V188H95V187H96V189H98L97 187H99V189H100L101 187H102V189H106V188H107V190H105V191H107V192H108V190H109V191L112 190V192H111L112 195L115 196V193H117L116 197H117V196H118V197H121V199H119V198H118V199H119V200H122V202L119 203V200H117L116 197H114V198H116V199H114V198L112 197V195H111L109 192H108V193H109L110 195H109L108 193H103L102 190L100 189L99 191L102 193V194L100 193V195H103V194H104L103 196H105V194H106V195L108 194L111 198H113L111 201H113V200L116 201V200H117L118 202H116V203H118V204H116V203L113 204V202H112V204H111V201H110L111 198H110V197H107V198H106V197L101 196V198H100V200H101V201H100V202H101L100 210L102 209V210H104V211L100 214V213H99L100 211L97 212V211H98V210H97L96 212L99 213V215H100V216H99L97 213L95 214V212H94V210L99 209V208L97 207V205H96V209H95L93 206L95 205V203L98 204V205L100 204V203H98V198L100 197V195H99V196L97 197V199H96L97 202L94 201L95 203H93V201L91 200V198L89 197V195L86 196L87 193L85 192V190H86V189H85V187H86L85 183L83 184V183L81 182L83 185H85V187H83V185H82L80 182H79V184H78V185H80V184L82 185V186H81V185H80V186L82 187V190H83V188H84V191H82V190L80 191V190H79V189H81L80 186H78V187H80V188L77 189V190H76V188H78V187H76V188H75V191H74L73 188H71L70 186H68V187H70L71 189H70V188L68 189V188L66 187L67 185H66V186H62V184H60V185H59V186L61 187V188H60V187L55 183V181H54V182L51 181V182H52V187H51V182H47V183L44 184L45 187L43 186L44 194H41V193L38 194V195L41 194V197H40V198H39V196H35L32 192H29L30 195L32 194V195H34V198H35V197L37 198V199H35V200H36L38 203H42V205H43V204H44V203H43V202H44V201H43L44 198L42 199V196H44L45 193H46V194L49 193V195L51 194V197H53L55 200H53V198H51L50 196H49L50 198H49L48 196H46V197H48L47 199H48V200H53V201H49V202H50L51 204H52L53 202H55L54 205L56 204L55 206H57V207H59V204H60V203H59V199L61 198V196H62V198H64V199L61 198V199H62V200H61L62 203L67 201V202H69V204H70V200L73 199V200L71 201V202H72V204H71V205H72V208H73V206L75 205V203H77V204L75 205V208H77V210L81 213V216H80L79 213H78V211L75 210V208H73V211L75 210V212H76V217H77V218H76V217H75V214L73 213V211H71V212L73 213V215H74V218L77 219V220L80 218V220L83 222V219H82L83 216H85V217L87 216V215H83L87 208H88V209H87V210H88V213H90V211H92L93 214H92V218H91L89 224H88V225L85 224V225H86V228H83L82 231H81L80 229L82 228V226L84 227L85 225H81L82 222H81L80 220L78 221V223H77V224L79 225L78 228H80L78 231H81V232H79V234H78V235H79V237H77L78 239H76L73 243H69V244H68V241H70V238L72 239V237H71L72 235H71V234H72V232H73V229H76V228L71 229V228H70L71 225H69V224H64V223H63L64 225H66V227L69 225V227H67V228L65 227V234H64V233H63V232H64V230H63V229H64V228H63L64 225L61 224V223H59V226H60V229H59V230L63 231V232H62L63 235L60 233V232H61V231H60V232H59L60 234H58L59 236H58V235H55V236H54V235H51V234H50V236H49V235H48V236H44V235L42 234L41 230H38L37 228H35V226H36L35 224L37 223V220L35 221V218H36V217H34L33 214H32L33 211L37 210V207L40 208V207H42V205H41V204H38V203L36 204V202H34L35 200H34L33 198H30L32 195H31V196H29V194L27 195V193H28L29 190H28L27 186H25V183H24V184L22 183V182H24V181H21V176H20V175L18 176L20 180H19L18 178H16V175H17L16 172H17V170L14 171V169H16V168H11V169L13 170L12 173H15V174H12V175H14L13 177L11 176L12 179H11V177H9V174L11 175V170H9L10 173H9V171H7V170L5 171V169H10L9 167L17 166V162H16ZM26 161H27V162H26ZM28 161H29V162H28ZM118 161L121 162V163H119V164H123V165H125L124 162H122V160H118ZM158 161H160V160H158ZM170 161H172V162H175V161H176L175 164L173 163V166L176 165V163H178V164H179V168H181L182 171H181L179 168H178L177 170L174 169L173 166H172V162H170ZM192 161H193V162H192ZM211 161H212V160H211ZM243 161H242V162H243ZM11 162H12V164H11ZM22 162H23V163H22ZM33 162H35L34 164H35L37 167H40V166H41V167H40V168H41L40 171H43V169H44V168L46 169L47 167L50 168V169H54V170H55V168H56V170H55V171H52V170L50 171V170H49V173H48V172H47V169H48V168H47L46 170L44 169V172H47V173H44V174L42 173V176H41V174H39V170L35 169V165L32 166V165H33ZM42 162H43V163H42ZM44 162H46V164H45ZM47 162H49V163H48L49 165L47 164ZM57 162H59L58 164H59V167L61 166V168H62V164L64 165L66 162H68V163H66V165H67V164H70V166H72V167H69V168H70V169L73 168L72 171H71L69 168H67L68 165H67V166L64 165L65 168L69 169L70 172H68L67 169H66V170H64L63 168H62V169H61V168L59 169V167H58V171H59V170H62V171L56 172V171H57V167L54 166V167H55V168H54L53 165H55V163L57 164ZM76 162H78V160H77ZM91 162H92V163H91ZM256 162H257V161H256ZM21 163H22L23 165H21ZM41 163H42V164H41ZM97 163H99V161H98ZM117 163H118V162H117ZM117 163H116V165H117ZM165 163H166V164H165ZM260 163H261V166H262V165H263L262 163H264V160H263V162H260ZM4 164H5V165L8 164V165H9L8 168H5V167H4V166H5ZM15 164H16V165H15ZM26 164H27L28 166H27ZM31 164H32V165H31ZM83 164H84V163L82 162V165H81V163H79V164H77V165H81V166H83ZM92 164H93V165H92ZM113 164H115V163H113ZM150 164H152V165L150 166ZM188 164H190V165H188ZM235 164H237L236 167H237L238 165L245 164L244 166L241 165V166H243V169H244V170L241 169L240 172H238V173L236 172V173H237L236 176H234V173H233V172L236 171L235 169H237V168L234 167ZM249 164H248V165H249ZM252 164H256V163H253V162H252ZM252 164H251V165H252ZM11 165H12V166H11ZM46 165H47V166H46ZM99 165H97V166H99ZM198 165H200V166H198ZM6 166H7V165H6ZM23 166H24V169H23ZM26 166H27V167L30 166V167H29L30 169H28ZM56 166H57V165H56ZM64 166H63V167H64ZM81 166H79V168H80ZM100 166H99V167H100ZM120 166H122V165H120ZM125 166H126V165H125ZM149 166H150V168H149ZM177 166H178V165H177ZM25 167H26V168H25ZM42 167H43V168H42ZM52 167H53V168H52ZM76 167H78V166H76ZM84 167H85V165H84L83 167H81V168H84ZM99 167H98V168H99ZM102 167H104V166H102ZM123 167H124V166H123ZM126 167H127V166H126ZM132 167H133V169H132ZM174 167L177 168L176 166H174ZM220 167H221V168H220ZM239 167H240V166H239ZM239 167H238V168H239ZM252 167H254V166H252ZM40 168H38V169H40ZM129 168H130V169H129ZM140 168H143L142 171H144V172H142V171L140 170V171L142 172V175H140L141 178H138V179H140V181H139L138 179H136L137 184H139V185H137L136 182H134L136 177H133V176H131V175L134 174V173H133L134 171L136 172V171H137L138 169H140ZM152 168H153V169H152ZM211 168H212V167H211ZM214 168H215V166H214ZM233 168H235V169H234L235 171H233ZM241 168H242V167H241ZM255 168H256V170H257V168H259V169H258L259 171H258V170L256 171ZM255 168H254V170L256 171V173H260L261 176H262V175L264 176V173H263L264 171L261 169V168L264 169V166L260 167V165L256 164V167H255ZM2 169H3V170H2ZM19 169H18V170H19ZM32 169H33V170H32ZM34 169H35V170H34ZM122 169H121V170H122ZM135 169H136V170H135ZM151 169H152L153 171H152ZM228 169H229V168H228ZM239 169H240V168H239ZM250 169H251V167H250ZM250 169H249V170H250ZM1 170H2V173H1ZM23 170H24V173H23ZM27 170H29V171L31 170V171L29 172V171H27ZM63 170L65 171V173H63V172H64ZM83 170H84V169H83ZM83 170H82V171H83ZM95 170H96V169H95ZM111 170H112V171H111ZM125 170H127L128 172H131L132 174L129 175V173H128L127 171H125ZM132 170H133V172H132ZM149 170H150V171H149ZM179 170H180V171H179ZM189 170H190V171H189ZM214 170H215V169H214ZM249 170H247V171H249ZM33 171H34V173H32ZM90 171H91V170H90ZM124 171H125L126 173H128V174L125 173L126 176H125L124 174H123V176H120V173L122 174V172L124 173ZM138 171H139V170H138ZM140 171H139V172H140ZM148 171H149L150 173H149ZM209 171H210V170H209ZM211 171H213V170L211 169ZM237 171H239V170L237 169ZM252 171H253V170L251 169V172L249 171V172H247V173L251 174V176H252V174H253V175L255 174V176H256V173H255L254 171H253V172H252ZM261 171H263V172H262L263 174L261 173ZM5 172H8V173H5ZM54 172H55V173H54ZM106 172H107V173L109 172L108 175H106V174H107ZM147 172H148V173H147ZM245 172H246V171H245ZM17 173H18V172H17ZM51 173H52V174H51ZM56 173H57L58 176L56 175ZM58 173H60V174H58ZM61 173H62V174H61ZM66 173H67V174H66ZM73 173H74V174H73ZM97 173H99L98 177H97ZM210 173H211V174H210ZM230 173H231V174L233 173V174H232L233 176H231V177H232V180H230V178H231V177H230V175H231ZM236 173H235V174H236ZM2 174H3V175H6V176H4V178H3V175H2ZM31 174H32V175H31ZM63 174H65L66 176H67V175H71V176H72V174H73V176H72V178H71V176H70V178H69V176H67V177H68V180H66L67 177H65V175L63 176ZM109 174H110V175H109ZM117 174H118V177H117ZM139 174H141V173H138V172H137V175H139ZM216 174H217V172H216ZM239 174H240V175H239ZM7 175H8V178L11 179V182H10V180H8V178H6ZM34 175H36V178H35V179L32 178V176H34ZM54 175H56V176L54 177ZM59 175H60V176H59ZM135 175H136V173H135ZM137 175H136V176H137ZM143 175H144V176H143ZM148 175H149V178H148ZM217 175H218V174H217ZM27 176H28V177L30 176V177H29V180L27 179V178H28ZM115 176H116V177H115ZM119 176H120V177H119ZM124 176H125V177H127V176H131V177H129V178H131V180H130L129 178H127V179L125 180V181L128 182V183H129V182H132V183H129V185L127 184L126 187L123 185V184L125 183V182L123 183V179H122V178H124ZM140 176H139V177H140ZM142 176L144 177V179L142 178ZM145 176L147 177V179H146ZM261 176H260V177H261ZM47 177H46L45 179H49V178H47ZM84 177H85V179H84ZM114 177H115V178H114ZM207 177L209 178V180H210V179H211V180L206 182V179H208ZM233 177H234V178H233ZM256 177H258V175H257ZM1 178H2V180H1ZM13 178L16 179V181H15ZM31 178L33 179V181H32ZM54 178H55V179H54ZM112 178L114 179V181H115L116 179H119V180H120V181L118 180V182H119V183H117L118 185H119L120 182L122 181V182H121L122 184H120V185H123L124 188H123V186H122L123 189L118 190L119 188H118V189L116 188L117 190H116V189L113 190L112 187H113V186H114V187H117L118 185L113 184L114 181H113L112 184H110V182L113 180ZM120 178H121V179H120ZM132 178H133V179H132ZM215 178H216V179H217V178H219V179L221 178L220 180L225 181L227 184H226L224 187H223V185H221L222 187L220 186L221 188L218 189L217 191H216L214 188L217 189V187L219 188V186H217V187H214V186H213V187H214V188H213L214 190H213L212 192L214 193V191H215V195L213 196V195H210L212 192L209 193V192L212 190V186H211V188H209V187H210V185H209V186H207L208 188L206 189V185H208V182H211V183H213L214 185H215V184L218 185L219 182L216 183L217 180H216ZM252 178H255V177L253 176V177L250 178V175H249V178H247V179L249 180V179H252ZM258 178H259V177H258ZM17 179H18V180H17ZM69 179H70V180H69ZM86 179H87V180H86ZM124 179H125V178H124ZM128 179H129V180H128ZM142 179H143V180H142ZM262 179H264V177H263ZM3 180H4V185L1 184V183L3 182ZM5 180H6V182H7V181L9 182L8 185L5 184V183H6ZM12 180H13V181H12ZM27 180H28V183H27ZM30 180H31V182H29ZM88 180H89V181H88ZM133 180H134V181H133ZM141 180H142V181H141ZM144 180H145V181L147 180V181L144 182ZM148 180H149V181H148ZM254 180H257V178L254 179ZM1 181H2V182H1ZM18 181L21 182V183L19 182V185H17V184H18V183H17ZM116 181H117V180H116ZM164 181H165V183H166V182H169V183L165 184ZM251 181H252V180H251ZM70 182H72V183H70ZM91 182H92V183H91ZM102 182H104V181H102ZM138 182H140V183H138ZM143 182H144V183H143ZM172 182H173V183H178V185L180 184V185H181L180 187H181L182 189H181L180 187H177V184H172ZM179 182H180V183H179ZM256 182H257V181H256ZM16 183H17V184H16ZM67 183H66V184H67ZM74 183H75V182H74ZM115 183H116V182H115ZM142 183H143V184H142ZM157 183H158V185H159V183H160V186L156 185ZM181 183H182V184H181ZM20 184H23V185L25 186L26 189H24V186H23V185H21V186H23V187H21ZM55 184H56V186H58V188L56 187V189L53 188V187H55ZM69 184H68V185H69ZM76 184H77V183H76ZM96 184H97V185H96ZM98 184H99L100 186H99ZM164 184H165V185H164ZM168 184H169V185H170V184L173 185V187H174V185H175V186L177 187L176 191H175V187H174V189H173L172 186H171L170 188L167 187ZM192 184H193V185L195 184V185H194V188H193V185H192ZM263 184H264V182H263ZM48 185L50 186V188H49ZM63 185H65V184L63 183ZM72 185H73V186H72ZM87 185H88V184H87ZM95 185H96V186H95ZM111 185H112V187H111ZM115 185H116V186H115ZM125 185H126V183H125ZM166 185H167V186H166ZM183 185H184V186H183ZM185 185H186V187H185ZM254 185H255V184H254ZM254 185H253V186H254ZM256 185H257V183H256ZM256 185H255V186H256ZM261 185H262V184H261ZM8 186H9V187H8ZM105 186H108V187H105ZM132 186L134 187V190L132 189ZM157 186H158V187H157ZM164 186H166V189L161 188V187H164ZM182 186L186 188V189H185V190H186L185 193H187L186 195H184V193H183V195H182V197L184 196L183 198H185V196L187 197V195H190V193L188 194V192H192V191H190V186H191V189H192V190L194 189V191L197 190V189H199L200 191H203V190H201V189H206V190H204V191L207 192V191L210 189V191H208V195H210V197L212 196L213 198L211 197V198H212L211 200L214 201V202H211V204H212V203H213V204L217 203V204L214 205L215 207H210L211 204H209V205L206 207V210H205L204 212H202V211H203L202 208H203L204 206H206V205H205L206 202H204V200H203V204H204V205L200 202V203L203 205V207L201 208V206L199 205L200 203L198 202V200H197V202H196L195 200H196V199H200V201H201L204 197L206 198V197H209V196H207V193H204V191H203V194L201 193V194H202V199H201V198H200L201 195H200V191H199V190H197L198 192L195 191V192H196L195 194H197V197L200 196L199 198L195 197V194L193 195L195 198H194L193 196H190V198L192 197V199H194L195 202H194L193 200H191V199L189 200V199H188L189 196H188L185 200H183L182 197H180L178 200H177V198H176V199H175V198L173 199V197H175L176 195L179 196V194H177V192L181 193V192L184 191V190H183L184 188H183ZM253 186H252V187H253ZM255 186H254V187H255ZM5 187H4V188H5ZM11 187H12V186H11ZM62 187H64V189L66 188L69 192H72V190H73L74 192H76V193L78 192V193H77L78 195L76 194V196L74 197L75 194H73V193H74V192H73V193H71V196H68V198L70 197V199L67 200L68 198L65 199L67 193H64L65 190L62 189ZM130 187H131V188H130ZM159 187H160L161 191H163V190H166V191H167V193H165V191H163L165 194H168V190L172 188L173 190L171 191V193L175 192L176 194H173V195H174V196H173L172 194L170 195V193H169L168 195H170V196L172 197V199L175 200V202H176V200H177V201H178V202H177L178 204H179L180 199L182 198V200L180 201V204H179V205H178L177 203H175V204H177V205L179 206V209H177V210L175 209L177 206H176V205L173 206V205H174V202H172L171 200H169V199H170V196L166 195L167 197H169V199H168V198H166V196L164 195L166 202H165V200H164V202H163V200H161V201H162L161 203H163V204L166 203V204L163 205V206H164V207H168L167 205H170V204H171V207L173 206L174 208H172L173 210H172V209H169V207H170V206H169L167 209H165V212H163V211H164V210H163L164 208L161 209V206H160L161 204L159 205L160 200L158 199V197L161 196V195L157 194L158 190H160ZM195 187H196L197 189H195ZM2 188H1V190L3 191L4 189H2ZM21 188H23L24 190L21 189ZM51 188H52L53 190L55 189V191H54L53 193H56L55 195H57V196H53V195H52V193H51L52 190H50ZM59 188H60V189H59ZM120 188H121V186H120ZM167 188H169V189H167ZM10 189H11V190H10ZM110 189H111V190H110ZM128 189H130V190H128ZM180 189H181V192L179 191ZM1 190H0V193L2 192ZM21 190H22V192H23L22 194H21ZM56 190H57V191H58V190H63V191H58V192H56ZM121 190H122V191H121ZM132 190H133V192L131 193L130 191H132ZM141 190H145L146 192H145V191H142V192H141ZM177 190H178V191H177ZM182 190H183V191H182ZM24 191H25V192H24ZM50 191H51V192H50ZM79 191H80V192H79ZM103 191H104V190H103ZM105 191H104V192H105ZM113 191H114V192H113ZM221 191H222V190H221ZM221 191H219V192H221ZM258 191H259V192H258ZM42 192H43V191H42ZM59 192H60V193H59ZM81 192H83V194H82ZM84 192H85L86 194H85ZM219 192H218V194H219ZM223 192H224V190H223ZM260 192H261V194H260ZM2 193H3V192H2ZM24 193H25V194H24ZM61 193H64L65 196H64L63 194L58 196V194H61ZM140 193L143 194V196L145 195V200H147V202L145 201L146 203L143 202V201H141L144 197H141V196H140ZM144 193H145V194H144ZM159 193H160V192H159ZM192 193H193V192H192ZM192 193H191V195H192ZM224 193H226V191H225ZM224 193H222V194H224ZM241 193H242V192H241ZM258 193H259V194H258ZM13 194H14V195H13ZM20 194H21V197H20ZM84 194H85V195H84ZM118 194H119L120 196H119ZM132 194H135V195H134L135 197H133ZM161 194L163 195L162 192H161ZM181 194H182V193H181ZM181 194H180V196H181ZM198 194H199V195H198ZM255 194H256V196H255ZM36 195H37V194H36ZM108 195H107V196H108ZM121 195H122V196H121ZM204 195H206V196H204ZM219 195H220V194H219ZM224 195H225V194H224ZM224 195H221V197L224 196ZM257 195H258V197L263 195V196H262L263 198H262V197L258 198ZM12 196H13V198H12ZM24 196H29V197H28V198H25ZM72 196H73V198H72ZM81 196H82V197H81ZM130 196L133 197L134 199L130 200V198H131ZM203 196H204V197H203ZM3 197L5 198L6 202H5V200H4ZM32 197H33V196H32ZM76 197H77V199H76ZM84 197H85V198H84ZM126 197H128V198H126ZM147 197H148V199H147ZM161 197H162V196H161ZM176 197H177V196H176ZM247 197L249 198V200H248ZM1 198H2V200H1ZM11 198H12V199H11ZM78 198L80 199V201H79ZM82 198H84L86 201H88V203L91 202L92 204H91V203H90V204H87V202H85V200L82 199ZM108 198H109V200H108ZM205 198H204V199H205ZM222 198H223V197H222ZM245 198L248 200L247 202H245V201H246ZM254 198H256V199H255L256 201H254ZM7 199H8V201H7ZM9 199H11V201H10ZM16 199H17V200H16ZM24 199H26V200H27V199H28V200H29V199H32V200H29V201H31V202H28V201L26 202V200H24ZM45 199H46V198H45ZM47 199H46V201H48ZM57 199H58V200H57ZM74 199H76L78 202H76ZM161 199H162V198H161ZM167 199H168L169 201H168ZM187 199H188V201H187ZM14 200H15V201H14ZM19 200H20V202L23 201V203H22V204H24L23 206L21 205V203L19 202ZM21 200H22V201H21ZM33 200H34V201H33ZM38 200H40V202H39ZM41 200H42L43 202H41ZM56 200H57V201H56ZM64 200H66V201H64ZM127 200H128L129 202H131V201L134 200V201H133L134 206L131 205V204H129V203L123 202V201H127ZM208 200H209V203H210V198H209ZM238 200L236 201V203L234 202V203H235V205H234L235 207H236V204H237ZM251 200H252V201H251ZM1 201H3V202H1ZM24 201H25V203H26L27 205H28V203H32V202H33V205H34V203H35V205H34L35 207H34L33 205L30 204V205L33 206V207L31 208V206L28 205V206L30 207V210L27 209V208H29V207H28V206H25ZM46 201H45V203H46ZM73 201H74V203H73ZM83 201H84L85 203H84ZM108 201H110V203H109ZM128 201H127V202H128ZM158 201H159V202H158ZM170 201H171V202H170ZM182 201H183V203H181ZM186 201H187V202H186ZM205 201H206V200H205ZM253 201H254V202H253ZM7 202H8V203H7ZM9 202H11V204H13V205L10 204L11 207L13 206V207H12V210H11V208H10V206H9ZM12 202H13V203H12ZM15 202H16V205H17V202H19L18 204H19L20 206H22L23 208L27 209V210H23V209L19 210L20 207H19L18 205L15 206ZM49 202H48L47 204H45L46 207H47V205L49 204ZM67 202H66L65 204L63 203V207L60 206V207H61V210H63V209L65 210V207H67L66 204H68ZM80 202H82L83 204H82V203L80 204ZM134 202H135L136 204H135ZM139 202H141V204H140ZM167 202H168V204H167ZM184 202H186V203L184 204ZM188 202H189V203H188ZM190 202L196 203V206H197V207L195 208V205H194L193 203H190ZM248 202H251V203H248ZM255 202H256V204L258 205V206H256V208H255V205H256ZM57 203H59V204L57 205ZM123 203L125 204L124 206H123ZM131 203H132V202H131ZM187 203H188V204H187ZM197 203H198L199 206L197 205ZM241 203H242V205H241ZM246 203H247V204H246ZM253 203H254V204H253ZM4 204H6V205H4ZM78 204H79V205H78ZM84 204H85V205H89V207L84 206ZM126 204H127V205H126ZM181 204H182V205H181ZM192 204H193L194 207H191V208H192V209H191V208H190V205H192ZM206 204H207V203H206ZM249 204H250V205H249ZM36 205H40V206H37V207H36ZM52 205H53V204H52ZM60 205H61V204H60ZM64 205H65V207H64ZM71 205H70V206H71ZM77 205H78V206H77ZM92 205H93V206H92ZM128 205H130V206H128ZM158 205H159V206H158ZM180 205H181L182 207H181ZM186 205H187V206H186ZM244 205H245V206H244ZM252 205H254V206H252ZM3 206H4V207H3ZM7 206H8L10 209H8ZM24 206H25V207H24ZM45 206H43V208H44ZM55 206H54V207H55ZM76 206H77V207H76ZM80 206H81V208H80ZM82 206H83V209H82ZM188 206H189V207H188ZM220 206H221V205H220ZM220 206H219V207H220ZM251 206H252V207H251ZM16 207H18V208H16ZM26 207H27V208H26ZM46 207L44 208V210L41 208V209H40V210H41L40 212H42V210L45 211ZM68 207H69V205H68ZM68 207H67L66 212L68 211ZM85 207H86V208H85ZM101 207H102V208H101ZM127 207H128V209H127ZM129 207H131L132 209L129 208ZM209 207H210L211 209H210ZM219 207H218V208H219ZM237 207H238V204H237ZM240 207H241V208H240ZM253 207H254V208H253ZM4 208H7V209L4 210ZM34 208H36V209H34ZM39 208H38V210H39ZM47 208H48V207H47ZM62 208H63V209H62ZM70 208H71V207H70ZM70 208H69V211H68V212H70ZM78 208H79V209H78ZM103 208H104V209H103ZM124 208H125V209H124ZM177 208H178V207H177ZM194 208H195V209H194ZM198 208H199V209H198ZM200 208H201V210H200ZM243 208H244L248 213H247ZM252 208H253V209H252ZM13 209H18V210H19V212H18V210H17V213H18V214H19L20 212L22 213V212L25 211L24 213H22V215H25V213H26L27 215H28V214H31V215H29V216H27V215H26V216H22L21 214H20V215H17L16 211H14ZM129 209H130V210H129ZM187 209L190 210L191 212L200 211V212H197V213H199V217H197V213H191V212L188 211ZM207 209H210V211H212V214H210V213H211L210 211H208V213H206ZM235 209H236V208H235ZM235 209H234V210H235ZM251 209L254 210L253 213H255L256 210H258V213L261 212V214H260L259 216H258V214H257V216H255L256 214H254V215L251 214V212H250V211H252ZM255 209H256V210H255ZM22 210H23V211H22ZM28 210H29L31 213H30V212H29V213L26 212V211H28ZM84 210H85V211H84ZM138 210H140V211H138ZM166 210H170V211L168 212V215H165V214H167V211H166ZM217 210H219V212H218L219 215H218V216H217L218 213L216 214ZM261 210H262V211H261ZM9 211H10V212L12 211V212L10 213ZM13 211L15 212V217H14V215H13V217H11ZM83 211H84V212H83ZM128 211H129V212H128ZM135 211H136V212H135ZM173 211H174V212H173ZM186 211H187V212H186ZM215 211H216V212H215ZM221 211H222L223 213H221ZM238 211H241L240 213H246L245 216H244V214H243V215H240V213H239ZM62 212H63V211H62ZM62 212H61V213H62ZM126 212H127L128 214H127ZM170 212L172 213V215H171ZM177 212H179V213L181 212V213H182V214H179V215H181V216H180L181 219H182V217H183L182 220H180V217H177V218L179 219V221L177 220L176 216H179ZM237 212L239 213V215H238ZM9 213H10V214H9ZM61 213H59V216H60V217L63 216V217L65 218V216L63 215V214H65V213H64V212H63L62 214H61ZM88 213H87V211H86V214H88ZM136 213H137V214H136ZM139 213L141 214L140 217L137 216V215H140ZM176 213H177V214H176ZM200 213H201V215H202V214H203V215L200 216ZM220 213H221V214H220ZM228 213H229V215H228ZM77 214H78L80 217H79ZM102 214H103V215H102ZM125 214H127L128 216L125 215ZM174 214H176V216H173ZM224 214H226V215H224ZM248 214H249V215H248ZM250 214H251L253 217L250 216ZM95 215H96V216L98 215V216L96 217ZM232 215H233V216H232ZM235 215H237V216H235ZM247 215H248L249 217H248ZM16 216L18 217L19 220L17 219ZM125 216H126V217H125ZM165 216H166V217H165ZM216 216H217V217H216ZM224 216L228 217L229 220L226 219V218H224ZM229 216H230L231 218H230ZM234 216H235L236 218H235ZM243 216H244V217H243ZM260 216H261V217H260ZM9 217L11 218V220H10L11 222L9 221V219H10ZM22 217H23V218H22ZM25 217H26V218H25ZM33 217H34V222H36L35 224L32 223V220H33V219H32V220L30 219V218H33ZM63 217H62V218H63ZM87 217H88V216H87ZM100 217H101V218H100ZM164 217H165V219H164ZM170 217H173V219L170 218ZM174 217H175L176 219H174ZM214 217H216V219H215ZM220 217H221V218H220ZM262 217H263V219H260V218H262ZM13 218H14L15 220H14ZM97 218H98V219H97ZM167 218H168V220H167ZM169 218H170V219H169ZM184 218H185V220H184ZM196 218H197V219H196ZM237 218H238V219H237ZM242 218H244V221H243ZM245 218H246V219H245ZM16 219H17V220H16ZM21 219H22V220H21ZM24 219H25V220H24ZM29 219H30V220H29ZM163 219H164V220H163ZM171 219H172V221L175 220V222H176V220H177L176 224L178 223V225H176L175 222H174V223H173V222H170V225H172V223L175 225V226L173 225L174 228L171 227V226L169 225V223H167V221H169V220L171 221ZM191 219H192V221H193V219H194V221H193V222H192V221L190 222ZM234 219H235V220H234ZM240 219H241L244 223L246 222V224H247V222H248V224L250 223V225L247 227L246 225L241 224L242 221H241ZM13 220L16 221V222H14ZM23 220H24V221H23ZM61 220H63V219H61ZM77 220H76V221H77ZM126 220H127V221H126ZM135 220H136V221H135ZM207 220L209 221V223H208ZM210 220H211V221H210ZM213 220H214V221H213ZM221 220H222V221H221ZM223 220H224V221H223ZM246 220H247V221H246ZM260 220H261V222H260ZM164 221H165L166 223H165ZM180 221H181V222H180ZM186 221L190 222V224H187L188 222H186ZM201 221H202V222H201ZM220 221H221V222H220ZM226 221H228V222H226ZM230 221H232V222H230ZM254 221H255L256 223H254ZM258 221H259L260 223H262V222H263V223L260 224ZM138 222H139V223H138ZM179 222H180V223H179ZM184 222H186L185 225L187 224L188 226H187L186 228H185V226H184L183 228H180V226H181V227L183 226ZM194 222H195V225H194ZM204 222H207V223L205 224V225H206V228H204L205 226H203V225H204ZM251 222H252V225H251ZM18 223H20V225H21V224H22V225L19 226ZM23 223H24V224H23ZM202 223H203V224H202ZM210 223H211V224H210ZM214 223H213V224H214ZM233 223H234V224H233ZM15 224H16V225H15ZM32 224H33V225H32ZM75 224H76V223H75ZM75 224H73V225H75ZM77 224H76V225H77ZM83 224H84V222H83ZM125 224H126V225H125ZM135 224L138 225V228L135 227V226H136ZM201 224H202V225H201ZM227 224L230 225L229 228H228V225H227ZM236 224H237V226H236ZM240 224H241V225H240ZM255 224H256V225H255ZM62 225H63V226H62ZM198 225L203 226L204 229L202 230V228H201V229L198 228ZM220 225H219V226H220ZM231 225H233V226H231ZM254 225H255V226H254ZM192 226H193V227H192ZM243 226H244V227H243ZM250 226H251L252 228H250ZM18 227H19V228H18ZM61 227H62L63 229H62ZM72 227H76V226H72ZM124 227H125V228H124ZM134 227H135L136 229H135ZM176 227H177L178 229H177ZM196 227H197V230L195 229ZM210 227H214L213 230H212V228L210 229ZM34 228L37 230V232H38L39 234L34 230ZM97 228H98V229H97ZM123 228H124V229H123ZM164 228H165V229H164ZM184 228H185V229H184ZM207 228H208V229H207ZM217 228H218V227H217ZM217 228H216V229H217ZM221 228H220V229H221ZM227 228H228V229H227ZM248 228H249V229H248ZM255 228H256V231H255ZM258 228H259V230H257ZM18 229H19V230H18ZM22 229H23V231H22ZM180 229H181V230H184L185 232L181 231ZM206 229H207V230H206ZM209 229L212 230V231L215 230L214 232L211 231V235H212V236H216V237H214L215 239L212 237L213 241H212V239H210L211 236L209 235V233H210V230H209ZM218 229H219V228H218ZM220 229H219V230H220ZM238 229H239V231H238ZM250 229H252V230H250ZM166 230H167V231H166ZM175 230H176V231H175ZM179 230H180V232H179ZM198 230H201V231H202V232L199 231V232L202 233L201 235H200L199 233H198V235H196V233L194 232V231L197 232ZM204 230H206V231L209 230V231H208L209 233L207 234ZM244 230H245V231H244ZM253 230H254L255 232H254ZM26 231H27V232H26ZM71 231H72V232H71ZM163 231H164L165 234H163ZM168 231H169V232H168ZM189 231H190V232H189ZM224 231H223V234L221 235V237L224 238V239H225V237H226L225 241H226V240H229V238H228L229 236H228V235L226 236V233H225ZM17 232H18V233H17ZM21 232H23V233H21ZM29 232H30V233H29ZM32 232H36L37 235H36V233H35V234H34V233L32 234ZM40 232H41V233H40ZM125 232H126V233H125ZM167 232L170 233V234H169L170 237H169V235L167 234ZM175 232H176V233H175ZM193 232H194V235L196 236V237L194 236V237H195L194 239H193V235H192ZM204 232H205V233H204ZM245 232H246V233H245ZM251 232H252V233H251ZM27 233L29 234V236H27V235H28ZM174 233H175V234H174ZM180 233H181V234H180ZM191 233H192V234H191ZM212 233H213L214 235H213ZM215 233H218V234L215 235ZM224 233H225V234H224ZM242 233H241V234H242ZM248 233H249V234H248ZM250 233H251L252 235H251ZM254 233H255V235H254ZM188 234H191L192 236H190V235H188ZM205 234H206V235H205ZM24 235H25V236H24ZM41 235H43V236H41ZM87 235H88V234H87ZM165 235H166V236L168 235L167 237H169L168 241L166 240L167 242L165 241V238L167 239V237H166ZM181 235H182V236H181ZM185 235H186V236H185ZM207 235H209L210 238H209ZM250 235H251V236H250ZM15 236H17V237H15ZM26 236H27L28 238H25ZM35 236H36V237H35ZM163 236H164V238H163ZM203 236L208 237V239H210L211 242H213V243L209 242V240H206V241H208L207 243H209V244L206 243V245H208V246H206V247H205L206 249L204 248V249H205V250H204V249H202V248L205 246V245H204L205 243H204V244L202 245L203 247H202V248L200 247V250L202 249V251L200 252L199 249H196V243H197V247H199V246H198L199 244H200V246H201V243H203V241H204L205 238H206V237L203 238ZM248 236H249V238H248ZM8 237H7V240L5 239L6 242H7V241H10L9 239H11V238H8ZM171 237H174L173 240H172ZM190 237L193 239V241H192V239H191V241H192L193 243L195 242V244H193V243L190 241V239H189ZM221 237H218V238L216 239L215 242H217V243H218V241L221 242L220 240H218V239L221 238ZM14 238H13V239H14ZM24 238H25V239H24ZM196 238H197V240L195 241ZM227 238H228V239H227ZM235 238H236V237H235ZM235 238H233V239H235ZM21 239H22V242L19 243V242L21 241ZM188 239H189V241H188ZM224 239H223V240H224ZM230 239H232V237H231ZM23 240H24V242H23ZM169 240H172V241H169ZM221 240H222V239H221ZM235 240H236V239H235ZM11 241H13V240L11 239ZM11 241H10V242H11ZM18 241H19V242H18ZM164 241H165V243H164ZM231 241H233V240H231ZM10 242H8V243H10ZM14 242H15V241H14ZM168 242H169V243H168ZM198 242H199V244H198ZM226 242H227V241H226ZM240 242L233 241L232 243H233V244L235 243V244H234V245L232 244V246H231V244H230V246L233 248V246L235 247L237 244H240ZM167 243H168L169 246L167 245ZM189 243H190V244H189ZM177 244H179V245H177ZM191 244H192V245H191ZM242 244H241V246H242ZM166 245H167V246H166ZM175 245H176V247L179 246L178 248H181V252H183V254L186 256V257H185V256H183V257H185L186 259L182 257V254L179 255V254L181 253L180 250H179V253L177 252V249H176V250H173V249L176 248ZM180 245H183V246H180ZM244 245H245V244H244ZM238 246H239V245H238ZM241 246H240V247H241ZM245 246H246V245H245ZM163 247H164V248H163ZM165 247H167V248L165 249ZM182 247H185L184 249L186 250V251H185L186 254L188 253L187 251L190 252V249H189V247H190V248L192 249V250H191V253H192V254L194 253V254H193L194 257H193L192 254H190V255H192V256H190L189 253L186 255L185 252H184V249H183ZM187 247H188V249H186ZM212 247H213V245H212ZM228 247H229V246H228ZM231 247H230V248H231ZM240 247H239V248H240ZM242 247H244V246H242ZM171 249H172V250H171ZM182 249H183V251H182ZM210 249H211V245H210ZM212 249H213V248H212ZM233 249H234L235 251H237V250H236V247L233 248ZM241 249H242V248H240V251H241ZM164 250H165V251H164ZM195 250L198 251V252L196 253ZM216 250H218V248L215 249V251H216ZM243 250L245 251V248H244ZM175 251H176L177 253H176ZM192 251H193V252H192ZM210 251H211V250H210ZM210 251L207 252V253H209L208 255H213V254H214V255H218V254H220V253H218V254L215 253L214 250H213V253H210ZM218 251H219V250H218ZM218 251H216V252H218ZM244 251H243V252H244ZM246 251H247V250H246ZM167 252H169V253H167ZM171 252H172V253L174 252L175 254H178V255L172 254V255L170 256ZM199 252H200V253H199ZM249 252H248V253H249ZM253 252H255V253L253 254ZM258 252H259V254L261 253V254H260L261 257H259L258 254H256V253H258ZM198 253H199V254H198ZM207 253H205V254H207ZM248 253L246 252V254H245V252H244V255H243V256H244L245 259L250 260V258H252V256L250 255V253H249V254H248ZM159 254H160V255H159ZM247 254H248L249 257H250V256H251V257H250V258H249L248 256H247L248 258L245 257ZM168 255H169V257H168ZM188 255H189L190 257H188ZM214 255H213V256H214ZM15 256H16V255H15ZM158 256H159L160 258H159ZM175 256H176V258H174ZM198 256H201V258L198 257ZM128 257H129V258H128ZM156 257H157V258H156ZM180 257H178V258L176 259V261L173 260L170 264H173V263L175 264V263L178 261V259H181ZM192 257L194 258L193 260H191ZM196 257H198V260H197ZM211 257H212V256H211ZM256 257H253L252 260H250V261H252V262H251L252 264H255V261H256V260L254 261V258H256ZM15 258H17V257H15ZM166 258H167L168 260H167ZM189 258H190V259H189ZM203 258H204V260H203ZM217 258L219 259V257H217ZM258 258H256V259H257V260H260V259H258ZM185 260H190V262H189V261H185ZM248 260H247V263H248ZM167 261H168V262H167ZM181 261H180V262L178 261L177 263L181 264ZM192 261H193V262H192ZM201 261H202V262H201ZM200 262H201V263H200ZM253 262H254V263H253ZM260 262H261V260H260ZM262 262H261V263L256 262V264H257V263H258V264H264V262H263V263H262ZM177 263H176V264H177ZM183 263H182V264H183ZM195 263L198 264L197 262H195ZM247 263H246V264H247ZM251 263L249 262V264H251Z\"/></svg>",
  "mask_w": 264,
  "mask_h": 264
},
{
  "label": "crops",
  "instance_id": "crops-1",
  "mask_svg": "<svg viewBox=\"0 0 264 264\" xmlns=\"http://www.w3.org/2000/svg\"><path fill=\"white\" fill-rule=\"evenodd\" d=\"M24 1L39 6L65 20H71V22H76L78 25L82 24L84 27L92 28L97 25L101 19L102 0ZM88 232L89 230L84 234V237L82 236L81 243L79 244L83 252L84 250L85 252L72 264H126L125 259H123L125 252L122 246H120L123 241L116 242L111 237H105L95 228H91L90 234ZM76 247L65 252L50 254L32 252L22 254V256L18 257L9 256L7 253L6 257L11 264H67L65 262L67 252L75 250Z\"/></svg>",
  "mask_w": 264,
  "mask_h": 264
}]
</instances>
